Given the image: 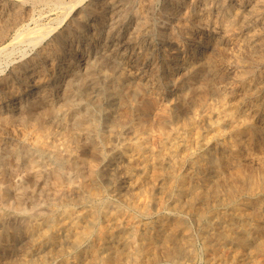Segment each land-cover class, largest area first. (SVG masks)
<instances>
[{"label": "rangeland", "instance_id": "1", "mask_svg": "<svg viewBox=\"0 0 264 264\" xmlns=\"http://www.w3.org/2000/svg\"><path fill=\"white\" fill-rule=\"evenodd\" d=\"M5 1V0H1L0 2ZM28 3V15H26L27 17H24V19L22 20L20 24V26H22V24H27L28 26L33 27L32 25L34 24V26L36 25H43L44 27L46 26V28H52V30L48 33L47 37L43 40L44 44H48L49 42L52 41H56V39H58L59 37H62L63 35L67 36V40L65 38H63V40L60 42L59 46H58V50L60 51L59 53L62 54L61 58L64 56V52L66 51V48L68 47L67 45L70 44V46L72 47L71 49V55H69L67 57V59L69 60L70 58L73 57V55H76L78 52V54L76 56H79V58L76 59V61L74 62V66L76 73L78 76L80 75H84L86 76V82L87 83H91L92 81V77L93 75L98 76V80L95 81V83H93L92 88L90 87L88 92L89 94H84L82 93V90L80 91V89L76 90L75 92L79 91V93L77 92V94H75V100L74 103L75 105H63L60 107V109L58 110L57 116L56 117H47V122L49 123H45V124H40L38 126H32L30 124L27 123H23V122H17L12 120L11 122L9 121V123L15 127V128H22V129H30L31 126L35 127L36 131L38 132H44L47 128L48 134L51 135L49 136L50 139L54 138V139H61L63 137H69L71 136L73 133V136L75 135V141H73V144L76 143H84L85 142V135H83L81 133L80 136V130H79V124H80V116L79 114L76 112V108L78 109H83V111L85 109H90L91 107H93V102L92 100H95L96 102V112L101 120V122L103 123V128L104 130L108 133L110 131H107L108 127L105 126L107 125V122L111 119L114 118V116L116 114L119 115V113H123L125 120L123 121L122 125L124 126H119L120 128H124V130L121 129L120 132H116V133H111L112 136L114 138H112L111 143H108L105 145V151H106V156L103 159H94V162H97V168L99 170V172L96 173H91L90 169V164L89 163H85L83 162L82 156L84 155L85 152H93L98 150V145L93 147V145H91V143L86 144L83 147V153L77 158L75 159L73 162V164H67V162H63L60 160H56L53 159V157L45 152H37V151H32V150H28L27 148L24 149L25 147L21 144V143H17V141L14 140V138H8V137H4L2 135H0V175H2L0 177V218L1 221L6 222L5 224H10L8 225L9 228L8 229V235L7 237L3 236L0 238L1 242L0 243V264H34L35 261H38V258H40L38 256V254H45L47 255L48 258V264H58L59 261V257L60 254L58 253H53L50 248V243L46 240L45 238L39 239L38 241L35 240L34 242L32 240H26V237L23 235V232L17 229V226L19 221L22 220V218L24 219V217H28L30 213H32V210H37L39 209L38 207H40L41 210L47 211L48 206H50L51 204L60 207L62 206L60 203V198H59V192L60 189H63L64 187H66L68 184L72 183H78L79 181H81L82 184V188L81 189V195L84 197L85 195V204H112V205H120V206H124L128 209H130L131 211H134V203L138 202L139 200H147L150 201V206L151 207V213L149 215H141L138 211L135 210V215L136 218H140L141 221H147L148 219V223H149V228L152 232H154V234L159 233L162 228H164V224L163 222L165 220H167V215L170 214L171 212H178L183 218L185 217V221L188 223L189 227H190V236H192L193 241H195L193 243V245L196 248V252L194 253V255L190 256V257H185L186 260H184L185 258L178 256V255H168L165 251L163 252V250L161 249L158 253V258L156 259V261L152 264H211L212 262H214L215 264H264V231H261L260 229L257 228V224L261 223L262 220H264V196L261 197V195H264V191H262L263 189L257 188L255 193H253L252 198H250L248 203L243 204L241 207L245 206L246 208H242V211L244 209L243 212L239 211L240 213H242L241 217H239V220L241 219V221H243L244 223H249V232H250V242L246 245H240L239 243H237L234 240H230V239H225L222 237V235H219L218 230L221 229L222 227H233L232 229L234 231H239V224H231L230 220H228V216L222 215L218 210L223 209V208H219L218 210L215 208H209L208 211L206 212L205 216L202 220H196V216L189 212L186 211V209L184 208H180L177 205L182 202V199H185L186 196H188L189 194V190L190 187L188 185H195V184H200L203 181V178H206V176H210L213 174L212 171V166L215 165L220 158V155H230V165L231 167H233V171L235 170L234 166L238 163H242L244 170L241 171L240 174L236 173V171H234L233 174H237L235 175L236 179H237V183L240 184H244V183H248L249 182V178H252L255 176V178H257L258 180H264V40L263 38H261L264 34V1L257 3V10H254V6L253 4H256L257 0H229V5L230 9H229V13H228V17L232 20V27H233V31L234 33V37L239 41L242 39H247L246 40V45L242 46L238 43H231L228 42L226 39H224L223 37L221 38V36L218 37V51H220V55L223 56L222 54H228V57L230 60H233V63H236L237 66H233L234 70H235V74H233V79L232 77H230V79L228 80V87L226 89H224V94L223 97L225 99H223V97H218V96H211L209 97L210 100L213 102V104L215 105L214 107L216 111H221L220 113V121H218L220 123V125L218 126L217 124L219 123H210V121H208V118L206 116V111H205V107H203L201 104L204 101L203 98V92L202 91H198L196 93V95L191 98V96H184L185 95V83L183 84H178L179 82L174 80V73L178 70H184L185 68H187V66L191 63H199V61L202 60L203 57V52L197 51L195 53L191 52V44H183L181 46H164L162 39L165 38L166 36L170 35V33L172 31L177 32L178 28H177V24L178 23V12L176 11V9H172L171 8V0H151L150 2H147V6L150 7H144L145 12H147V16L149 18V26L147 27L148 30V34L146 35L147 37H145V41L143 40L141 42V46L137 48V52L134 54V56H131V60L124 64L117 62L116 65L111 66V64H106L103 60H100L98 62H95L91 59V61L89 60V57H91L93 55V53L95 54V49H89V51L85 48L88 47L84 44L86 42H89L88 40L91 38H93L95 35L99 34L102 35L105 32V17H103V13H105V8L107 6V4H101L102 0H54V2H52L53 0H47L43 2L40 0H26ZM36 1V2H35ZM40 1V2H39ZM64 1V2H63ZM73 1V2H72ZM163 1V2H162ZM165 1V2H164ZM202 1V2H201ZM204 1V2H203ZM244 1V3H243ZM254 1V3L252 2ZM35 4H32L34 3ZM38 2V3H37ZM49 2V5H48ZM79 2V3H78ZM199 2V3H198ZM44 3L46 5H44ZM58 3V4H57ZM63 4L64 8L61 4ZM75 9H71L70 7L75 4ZM99 3V4H98ZM165 3V4H164ZM189 3V5H188ZM198 3V4H197ZM243 3V4H241ZM262 5H261V4ZM43 6H42V5ZM69 4V5H68ZM152 4V6H151ZM156 4V5H155ZM197 4V5H196ZM202 4V5H201ZM205 0H184L183 5H186V9H189L191 12L193 10V16L192 19H197L199 17H203L201 15V13L203 12V9L205 7ZM79 5V6H78ZM94 5H97L100 9V12L102 11V13H98L97 10L94 9ZM106 5V6H105ZM138 3L133 1L132 2V6L137 7ZM236 5V6H235ZM50 8H49V7ZM52 6V7H51ZM61 6V7H59ZM102 6V7H101ZM160 6V7H159ZM189 6V8H187ZM191 6V7H190ZM241 6V7H240ZM33 7V8H32ZM39 7V8H38ZM162 7V8H161ZM196 9H195V8ZM54 8V9H53ZM70 8V9H69ZM161 8V9H160ZM167 8V9H166ZM171 8V9H170ZM236 8V9H235ZM239 8V9H237ZM246 8V9H245ZM248 8V9H247ZM254 8V9H253ZM50 9V10H49ZM163 9V10H162ZM251 9V10H250ZM263 11H262V10ZM157 10V11H156ZM239 10V11H238ZM199 11V13H198ZM247 11V12H246ZM250 11V12H249ZM33 12V14H31ZM39 12V13H38ZM62 12V14H60ZM70 12V13H69ZM72 12V13H71ZM86 12V13H85ZM149 12V13H148ZM152 12V13H150ZM190 12V13H191ZM197 12V13H196ZM238 12V13H237ZM36 13V14H35ZM41 13V14H40ZM88 13V15L86 16V14ZM168 13V14H167ZM173 13V14H171ZM191 13V14H192ZM234 13V14H233ZM237 15H236V14ZM99 14V15H98ZM155 14V15H154ZM200 14V15H199ZM213 13H211L212 15ZM30 15V16H29ZM32 15L35 16L32 18ZM42 17V19L40 16ZM94 15V17H93ZM152 15V16H151ZM232 15V16H231ZM259 15V16H258ZM63 16V17H61ZM66 16V18H65ZM92 16V17H90ZM234 16V17H233ZM253 16V17H252ZM58 17V18H55ZM60 17V18H59ZM75 17V19H73ZM90 17V18H89ZM160 17V18H159ZM27 18V19H26ZM35 18V19H34ZM68 18V19H67ZM77 18V19H76ZM156 18V19H155ZM163 18V19H161ZM177 18V19H176ZM245 18V19H243ZM252 18V19H251ZM53 19V20H52ZM57 19V20H56ZM64 19L63 21H60ZM71 19V20H70ZM73 19V20H72ZM154 19V20H153ZM234 19V20H233ZM30 20V22H29ZM36 20V21H35ZM52 20V21H51ZM59 20V21H58ZM77 20V22H76ZM87 20V21H86ZM94 20V21H92ZM253 20V21H252ZM262 20V21H261ZM32 21V22H31ZM39 21V22H38ZM65 21V22H64ZM86 21V22H85ZM98 23H97V22ZM100 21V22H99ZM30 24H29V23ZM43 22V23H42ZM49 22V23H48ZM52 22V23H51ZM72 22V23H71ZM92 22V23H91ZM240 22V23H239ZM40 23V24H39ZM61 23V24H60ZM68 23V24H67ZM96 23V25H95ZM165 23V24H164ZM171 23V24H170ZM262 23V24H261ZM45 24V25H44ZM51 24V25H50ZM58 24V26L56 25ZM86 24V25H85ZM163 24V25H161ZM167 24V25H166ZM175 24V25H174ZM239 24V25H238ZM241 24V25H240ZM54 25V26H53ZM67 25L68 28H67ZM72 25V26H71ZM165 25V26H164ZM261 25V26H259ZM74 26V27H73ZM88 26V27H87ZM100 26V27H99ZM162 26V28H161ZM170 26V27H169ZM236 26V27H235ZM56 27V29H55ZM76 27V28H75ZM153 29H152V28ZM156 27V28H155ZM235 27V28H234ZM239 27V29H237ZM242 27V28H241ZM87 28V29H86ZM94 28V29H93ZM96 28V29H95ZM170 28V29H169ZM241 28V30H240ZM252 28V29H251ZM260 28V29H259ZM164 29V30H163ZM176 29V30H175ZM237 29V30H236ZM254 29V30H253ZM257 29V30H256ZM157 30V31H156ZM160 30V31H159ZM240 30V31H239ZM8 31V29H7ZM154 31V32H153ZM170 31V33H169ZM256 31V32H254ZM55 32V33H54ZM70 32V33H69ZM248 32V34H247ZM14 33V29H10L9 28V32L8 34ZM78 33V34H77ZM81 33V34H80ZM84 33V34H83ZM97 33V34H96ZM161 33V34H160ZM188 33V32H187ZM182 33L183 36L188 35V38H191L193 36V33ZM237 33V34H236ZM250 34V35H249ZM253 34V35H252ZM256 34V36L254 35ZM12 35L10 34L9 36V40L12 39ZM51 35V36H50ZM89 35V36H88ZM53 36V37H52ZM74 36V37H73ZM165 36V37H164ZM244 36V37H243ZM52 37V38H51ZM89 37V38H88ZM151 37L153 40H151ZM161 37V38H160ZM246 37V38H245ZM84 38V39H83ZM251 38V39H250ZM49 39V40H48ZM52 39V41H51ZM72 39V40H71ZM86 39V40H85ZM150 39V40H149ZM262 39V40H261ZM74 40V41H73ZM160 40V41H159ZM221 40V41H220ZM252 40V41H251ZM255 40L257 41L255 43ZM65 41V42H64ZM84 41V42H83ZM150 41V42H149ZM259 41V42H258ZM21 42V43H20ZM17 41L13 42L11 44V41H7V50L2 52V54H0V74L4 73L5 71H8L10 64L13 63L15 61V59L17 60V58L19 57V55L22 53V51H26L28 54L34 53L37 51V49L39 48V44L35 45L33 47L32 44L28 45V41ZM46 42V43H45ZM67 42V43H66ZM223 42V43H222ZM144 43V44H142ZM156 43V44H154ZM228 43V44H227ZM237 43V45H235ZM14 44V45H13ZM62 44V45H61ZM64 44H66L64 46ZM163 44V45H162ZM188 44V45H187ZM223 44V45H222ZM227 44V45H226ZM253 44V45H252ZM10 45V46H9ZM160 45V46H159ZM13 46V47H12ZM147 46V47H146ZM156 46V48H155ZM190 46V48H189ZM231 46V47H230ZM238 46V47H236ZM259 48H258V47ZM12 47V48H11ZM26 47V48H25ZM60 47V48H59ZM94 47V46H93ZM153 47V48H152ZM167 47V48H165ZM234 47V48H233ZM236 47V48H235ZM245 47V48H244ZM262 47V48H260ZM77 48V49H76ZM143 48V49H142ZM162 48V49H161ZM170 48V49H169ZM175 48V49H173ZM226 48V49H225ZM228 48V49H227ZM233 48V49H232ZM241 48V50H240ZM244 48V50H243ZM252 48V49H251ZM147 49V50H146ZM152 51H151V50ZM179 49V50H178ZM181 49V50H180ZM222 49V50H221ZM255 49V50H254ZM262 49V50H261ZM16 50V51H13ZM73 50V51H72ZM121 52L126 55V53H124V51L126 52V50H128L127 48H125L124 46L120 49ZM172 50L174 52H172ZM183 50V51H182ZM186 50V51H184ZM225 50V51H223ZM246 50V51H245ZM249 52H248V51ZM12 51V52H11ZM33 51V52H32ZM102 51V48H98L97 52L98 54H100V52ZM145 51V52H144ZM189 51V52H188ZM223 51V52H222ZM228 51V52H227ZM230 51V52H229ZM250 51L252 53H250ZM7 52V53H6ZM82 52V53H81ZM167 52V53H166ZM170 52V53H169ZM182 52V53H181ZM225 52V53H224ZM18 53V54H16ZM20 53V54H19ZM73 53V54H72ZM75 53V54H74ZM144 53V54H143ZM152 53V54H151ZM163 53V54H162ZM169 53V54H168ZM192 53V54H191ZM85 54V55H84ZM161 54V55H160ZM181 54V55H180ZM183 54V55H182ZM231 54L233 56H231ZM245 54V55H244ZM247 54V55H246ZM261 56H260V55ZM16 55V56H15ZM89 55V56H88ZM177 55V56H176ZM4 56V57H3ZM10 56V57H9ZM82 56V57H81ZM88 56V57H87ZM159 56V59L156 58ZM170 56V57H169ZM174 56V57H173ZM186 56V57H185ZM193 56V57H192ZM200 56V57H198ZM242 56V57H241ZM249 56V57H248ZM83 57H85L83 59ZM144 57V58H143ZM88 58V59H87ZM152 58V59H151ZM179 58V59H178ZM196 58V59H195ZM199 58V59H198ZM234 58V59H233ZM237 58V59H236ZM119 58H117L118 60ZM174 59V60H173ZM190 59V60H189ZM135 60V62H133ZM145 60V61H144ZM238 60V61H237ZM5 61H7L8 63H6ZM10 61V62H9ZM13 61V62H12ZM89 61V62H88ZM143 61V62H142ZM188 61V62H187ZM190 61V62H189ZM3 62V63H2ZM83 62L84 65L88 62V64L85 66V68H83ZM102 62V63H101ZM158 62V63H157ZM170 62V64H169ZM197 62V63H196ZM259 62V63H258ZM261 62V63H260ZM99 63V64H98ZM152 63V64H151ZM167 63V64H166ZM173 63V64H172ZM134 64V65H133ZM176 64V65H175ZM179 64V66H178ZM253 64V65H252ZM257 64V65H256ZM2 65V66H1ZM81 67H80V66ZM97 65V67H96ZM158 65V66H157ZM168 67H167V66ZM79 66V67H78ZM121 66V67H120ZM146 66V67H145ZM166 66V67H165ZM178 66V67H177ZM263 66V67H262ZM5 67V68H4ZM91 67V69H90ZM133 67V68H132ZM2 68H4V70H1ZM57 68V69H56ZM55 68V72H54V76L55 80L50 82V79H48V87L50 89V91L52 93H50L49 95V100L51 102H59L62 101V99H64V95L62 94V86L63 84L60 83V77H65L66 75L69 74L70 72V68L68 67L66 69V67H59L57 66ZM61 68V69H60ZM63 68V69H62ZM124 68V69H123ZM127 68V69H126ZM246 68H249V70H246ZM262 68V69H261ZM90 69V70H89ZM132 69V70H131ZM260 69V71H259ZM63 70V71H62ZM111 70V71H110ZM133 71L130 75L129 72ZM59 71V72H58ZM122 71V72H121ZM146 71V72H145ZM67 72V73H66ZM92 72V73H91ZM108 72V73H107ZM110 72V73H109ZM135 72L137 73V75L135 74ZM170 72V73H169ZM237 72V73H236ZM241 72V73H240ZM149 73V74H148ZM64 74V75H63ZM135 74V75H134ZM167 74V75H166ZM251 74V75H250ZM245 76L246 79L243 82L241 80L240 76ZM255 75L257 77H255ZM134 78H131L133 77ZM136 76V77H135ZM172 76V78H171ZM251 76V77H250ZM89 77V78H88ZM112 77V78H111ZM129 77V78H128ZM238 79H237V78ZM261 77V78H260ZM142 78V79H141ZM144 78V79H143ZM256 78V79H255ZM261 81H260V79ZM136 79V80H135ZM165 79V80H164ZM167 79V80H166ZM172 79V80H171ZM232 79V80H231ZM112 80V81H111ZM237 80V81H235ZM151 81V82H150ZM154 81V82H153ZM163 81V82H162ZM174 81V82H172ZM231 81V83H230ZM251 81V82H250ZM147 82V84L145 83ZM165 82V83H164ZM167 82V83H166ZM177 82V83H176ZM242 82V83H240ZM248 82V83H247ZM53 83V84H51ZM150 83V84H149ZM153 83V84H152ZM164 83V84H163ZM176 83V84H175ZM238 83V84H237ZM247 83V84H246ZM263 83V84H262ZM57 84V85H56ZM146 84V86L144 85ZM175 84V85H174ZM178 84V85H177ZM232 84V85H231ZM260 84V85H259ZM54 85V86H53ZM129 85V86H128ZM230 85V86H229ZM249 85V86H248ZM251 85V86H250ZM58 86V87H57ZM61 86V87H60ZM112 86V87H111ZM119 86H121L119 88ZM133 86V87H132ZM135 86V87H134ZM151 88H150V87ZM173 86V88H172ZM180 86V87H179ZM234 86V87H233ZM260 86V87H259ZM132 87V88H130ZM167 87V88H166ZM182 87V88H181ZM263 87V88H262ZM55 88V89H54ZM59 90H58V89ZM114 88V89H113ZM155 88V89H154ZM184 88V89H183ZM229 88V89H228ZM232 88V89H231ZM255 88V89H254ZM57 89V90H56ZM151 89V90H150ZM168 89V90H167ZM183 89V90H182ZM249 89V90H248ZM257 89V90H256ZM106 90L109 91H118V94L116 96L114 95H107L108 93H106ZM121 92H120V91ZM144 90V91H143ZM162 90V91H161ZM165 90V91H164ZM234 90V91H233ZM244 90V91H242ZM263 90V91H262ZM59 91V94H56V92ZM61 91V92H60ZM146 91V92H145ZM149 91V92H148ZM161 91V92H160ZM182 91V92H180ZM226 91V92H225ZM228 91V94H227ZM232 91V92H230ZM248 93L246 94L245 93ZM251 91V92H250ZM254 91H256L254 93ZM145 92V93H144ZM156 92V93H155ZM159 94H158V93ZM253 94H250L252 93ZM260 92V93H259ZM155 93V94H154ZM226 93V94H225ZM241 93V94H240ZM244 93V94H243ZM262 93V94H261ZM53 94V95H52ZM56 94V95H55ZM142 94V95H141ZM150 94H154L155 97H157L159 99V101H161L162 103H167L170 105L171 110L172 111V116L168 119L167 125L164 128H155L154 132L156 134V137L153 140H144L143 142L146 143L145 146L143 145L144 143L142 142L141 147H137L133 144H131V136L132 133L127 130L128 127L136 120L140 119L143 117V115H141V110L137 109V107L133 106V103H135V105L139 106V103L142 105H146L148 100H149V96ZM157 94V95H156ZM178 94V95H177ZM181 94V95H179ZM184 94V95H183ZM232 94V95H231ZM236 94V95H235ZM246 94V95H245ZM55 95V96H54ZM177 96L175 98V96ZM239 95V96H238ZM245 95V96H244ZM81 98H80V97ZM84 99H83V97ZM89 96V97H88ZM141 96V97H140ZM172 96V97H170ZM228 96V97H227ZM230 96V98H229ZM232 96V97H231ZM247 96V97H246ZM259 96V97H258ZM52 97V98H51ZM55 97V98H54ZM57 97V98H56ZM185 97V98H184ZM189 97V98H188ZM256 97V98H255ZM111 98V99H110ZM116 98V99H115ZM161 98V99H160ZM167 98H169L168 100H166ZM172 98V99H171ZM197 98V99H196ZM199 98V99H198ZM208 98V99H209ZM243 98V99H241ZM104 99V100H103ZM140 99V102H139ZM165 99V100H164ZM171 99V100H170ZM223 99V100H222ZM263 99V100H262ZM57 100V101H56ZM84 102H83V101ZM107 100V101H106ZM128 100V101H127ZM191 100V101H190ZM198 100V101H196ZM225 100V101H224ZM240 102V103H237ZM88 101V102H87ZM121 101V102H120ZM171 101V102H170ZM182 101V102H181ZM216 101V102H215ZM219 101V103H217ZM221 101V102H220ZM223 101V102H222ZM227 101V102H226ZM247 101V102H246ZM254 101V102H253ZM87 102V103H86ZM109 102V103H108ZM185 102V103H183ZM195 102V103H194ZM233 102V103H232ZM256 102V103H255ZM260 102V103H259ZM262 102V103H261ZM126 103V104H125ZM188 103V104H187ZM191 103V104H190ZM194 103V104H192ZM199 103V105H198ZM225 103V104H224ZM237 103V104H236ZM90 104V105H89ZM103 104V105H102ZM217 104L220 106H217ZM229 104V105H228ZM236 104V105H235ZM256 104V106H255ZM182 105V106H181ZM191 105V106H190ZM200 107L197 108L198 110H193L192 108H194V106ZM227 107H226V106ZM251 105V106H250ZM262 105V107H261ZM71 106V107H70ZM77 106V107H76ZM109 106V107H108ZM125 106V107H124ZM188 106V107H187ZM193 106V107H192ZM231 106L233 109H231ZM254 106V107H253ZM63 107V108H62ZM102 107V108H101ZM174 107V108H173ZM202 107V108H201ZM230 107V109H228ZM249 107V109H247ZM70 108V109H69ZM116 108V109H115ZM136 108V109H135ZM178 108V109H177ZM181 108V109H180ZM227 108V109H225ZM240 108V109H239ZM257 108V109H256ZM62 109V110H61ZM93 110V108H91ZM111 109V110H109ZM177 109V110H176ZM202 109V111H201ZM118 110V111H117ZM130 110V112H129ZM224 110L223 114L222 111ZM227 110V111H226ZM2 111V112H1ZM62 111V112H61ZM102 111V112H101ZM116 114H115V112ZM180 111V112H179ZM184 111V113H182ZM228 113H226V112ZM229 111V112H228ZM100 112V114H99ZM108 112V113H107ZM126 112V113H125ZM129 112V114L127 113ZM178 112V113H176ZM195 112V113H194ZM198 112V113H197ZM7 112L5 109L0 108V115H5ZM77 113V115H76ZM111 113V115H110ZM232 114L230 116V114ZM59 114V115H58ZM103 114V115H102ZM115 114V115H114ZM197 114V115H196ZM252 116H251V115ZM255 116H254V115ZM263 114V115H262ZM117 115V116H118ZM141 115V116H140ZM175 115V116H174ZM204 115V116H203ZM217 115V113H215V116ZM228 117H227V116ZM105 116V118H104ZM224 118H223V117ZM65 117V118H64ZM134 119H132V118ZM178 117L180 120H178ZM185 117V118H184ZM190 119H189V118ZM205 117V118H204ZM214 117V115H213ZM250 117V118H249ZM252 117V119H251ZM51 118V119H50ZM204 121H203V119ZM243 118V119H242ZM256 118V119H255ZM55 119V120H54ZM59 119V120H58ZM127 119V120H126ZM188 119V120H187ZM207 119V120H206ZM216 119V117L214 118ZM247 119V120H246ZM261 119V120H260ZM57 120V122H56ZM63 122H62V121ZM133 122H132V121ZM229 122H228V121ZM240 120V121H238ZM255 120V121H254ZM52 121V122H51ZM59 121L61 123V125L59 124ZM66 121V123L64 122ZM70 121V122H69ZM73 121V122H72ZM127 121V122H126ZM172 121V123H171ZM179 122V126L176 122ZM188 121V123H187ZM245 121V122H242ZM254 121V122H253ZM261 121V122H260ZM54 122V123H53ZM129 122V123H128ZM144 122V121H142ZM170 122V123H169ZM191 122V124H190ZM200 122V123H199ZM234 122H236V126L233 124ZM239 122V123H238ZM126 123H128L129 125H127ZM147 123V121L145 122ZM245 123H250L252 124V126L250 127L251 130L247 131V132H243L239 129L240 126H242ZM258 125H257V124ZM48 124V125H47ZM69 124V125H68ZM175 127H173L172 125ZM177 124V125H176ZM229 124V125H228ZM233 124V125H232ZM260 124V125H259ZM20 125V126H19ZM23 125V126H21ZM26 125V126H25ZM44 125H46L44 127ZM51 125V126H50ZM55 125L56 128L55 129ZM127 125V126H126ZM180 125H183L180 127ZM17 126V127H16ZM29 126V127H28ZM69 128V129H67ZM176 126H178L179 128H177ZM186 131H185V128ZM218 126V127H217ZM38 127V128H37ZM45 130H43L44 128ZM107 127V128H106ZM171 127V128H170ZM193 127V128H192ZM196 127V128H195ZM211 127V129H210ZM232 127V128H230ZM260 127V128H259ZM40 128V129H39ZM60 128V129H59ZM62 128V130H61ZM66 128V131H64V129ZM106 128V129H105ZM184 128V129H183ZM195 128V129H194ZM198 128V129H197ZM225 128V129H224ZM228 128V129H227ZM55 129V130H53ZM148 129V128H147ZM146 129V127L144 126V128L142 129V134L147 135L149 132H151L153 129L149 128V131ZM171 129V130H169ZM178 129V130H177ZM197 129V130H196ZM224 129V130H223ZM69 130V131H68ZM78 130V131H76ZM156 130V131H155ZM158 130V131H157ZM195 130V133H193V131ZM219 130V131H218ZM52 131V132H51ZM58 131H62V133L58 132ZM74 131V132H73ZM125 131V132H124ZM130 133H129V132ZM170 131V132H169ZM175 131V132H174ZM177 131V132H176ZM212 131V132H211ZM218 131V132H217ZM51 132V133H50ZM123 132V133H122ZM186 132V133H185ZM189 132V133H187ZM217 132V133H214ZM222 132V134H221ZM58 133V134H56ZM69 133V134H68ZM76 133V134H75ZM161 133V134H160ZM163 133V135H162ZM166 135H165V134ZM168 133L170 136H168ZM193 133V134H192ZM203 133V134H202ZM61 134V136H59ZM66 134V135H64ZM110 134V133H108ZM117 134V135H116ZM130 134V135H128ZM173 134V135H172ZM176 134V135H175ZM182 134V135H181ZM207 134L209 136H207ZM216 134V135H215ZM220 134V135H219ZM231 134V135H230ZM233 134V135H232ZM235 134V135H234ZM57 135L59 136L58 138ZM64 135V136H63ZM68 135V136H67ZM115 135V136H114ZM126 138H125V136ZM128 135V137H127ZM184 135V136H183ZM195 135V136H194ZM207 137H205V136ZM218 135V136H217ZM258 135V136H257ZM63 136V137H62ZM78 136V137H77ZM130 136V137H129ZM159 136V137H158ZM165 136V137H164ZM167 136V138H166ZM174 136V137H173ZM181 138H180V137ZM189 136V137H188ZM238 136H240L239 138H237ZM242 136V137H241ZM3 137V138H2ZM81 139H80V138ZM117 137V138H116ZM119 137V138H118ZM158 137V138H157ZM200 137V139H198ZM262 137V138H261ZM84 138V139H83ZM129 138V139H128ZM165 138V139H163ZM174 138V139H173ZM181 139V142L180 139ZM186 138V139H185ZM188 138V139H187ZM196 140H192V139ZM196 138V139H195ZM206 138V139H205ZM211 138V139H210ZM221 138V139H220ZM243 138V139H241ZM205 139V140H204ZM5 140H7V142H5ZM13 140V142H12ZM78 140L80 142H78ZM83 140V141H82ZM158 140L160 142H158ZM162 140V141H161ZM227 140V141H226ZM15 141V143H14ZM115 141V142H114ZM121 141L122 144H121ZM129 141V142H128ZM165 141V142H164ZM174 141V143H173ZM178 141V142H177ZM186 141V145L184 144V142ZM191 141V142H190ZM203 143H202V142ZM214 141V142H213ZM249 141V142H248ZM10 142V143H9ZM120 142V143H119ZM127 145H126V143ZM151 142V143H150ZM168 142V143H167ZM183 142V143H182ZM198 142V143H197ZM223 142V143H221ZM257 142V144H256ZM14 143L15 146H13L12 144ZM80 143V144H81ZM150 143V145H154L152 147L148 146ZM158 145H155L157 144ZM160 143V144H159ZM166 143V144H165ZM173 143V144H171ZM196 143V144H195ZM211 143V144H210ZM218 143V144H217ZM233 143V144H232ZM256 145H255V144ZM18 144V145H17ZM22 146H21V145ZM189 144V146L187 145ZM199 144V146H198ZM215 144V145H213ZM241 144V145H240ZM6 145V146H5ZM9 145V146H8ZM91 145V146H90ZM130 145V146H129ZM160 145V146H159ZM177 145V146H176ZM197 146L194 148V146ZM21 146V147H20ZM90 146V147H89ZM122 146H125L124 148ZM130 148H129V147ZM215 146V147H214ZM230 146V147H229ZM240 146V147H239ZM245 146V149H244ZM5 147V149L3 148ZM8 147V148H7ZM14 147V148H13ZM24 147V148H22ZM127 147V148H126ZM171 147V149H170ZM176 147V148H175ZM7 148V149H6ZM11 148V149H9ZM16 148V149H15ZM23 150H21V149ZM85 148V149H84ZM92 148V149H91ZM109 148V149H108ZM126 148V149H125ZM132 148V149H131ZM139 150H138V149ZM222 148V149H220ZM9 149V150H8ZM19 149V150H18ZM113 150V152L111 150ZM141 149V150H140ZM157 149V150H156ZM161 151H160V150ZM166 151H164V150ZM170 149V150H169ZM191 149V150H190ZM229 149V150H228ZM258 149V150H257ZM6 150V151H4ZM91 150V151H90ZM109 150V151H108ZM136 150H138L136 152ZM151 150V151H150ZM184 150V151H183ZM202 150V151H200ZM208 150V151H207ZM219 152V155L215 152L217 151ZM2 151V152H1ZM131 153H130V152ZM149 151V152H148ZM155 151H159L158 153ZM168 151V152H167ZM170 151V153H169ZM230 151V152H229ZM250 151V152H248ZM252 151V152H251ZM260 151V152H259ZM17 152V153H16ZM98 151H96L97 154ZM125 152V153H124ZM135 152V153H134ZM154 153L155 156H157L156 163L158 165V167H162L160 169V171H162L160 173H155L153 175V164L150 162L149 164L151 165H141L142 163L144 164L145 161L143 159V155L144 154H149V153ZM163 152V153H161ZM182 155H181V153ZM211 152V153H210ZM22 153V154H21ZM123 153V154H122ZM161 153V154H159ZM186 153V154H185ZM193 155H192V154ZM221 153V154H220ZM234 153V154H232ZM108 154V155H107ZM113 154V155H112ZM138 156L139 158L137 159H130V156ZM142 154V155H141ZM157 154V155H156ZM166 155L164 157V155ZM174 154V155H173ZM185 154V155H184ZM17 155V156H16ZM37 155V157H35ZM39 155V156H38ZM42 155V156H41ZM50 155V156H49ZM112 155V156H111ZM174 156V160H173V156ZM187 155V156H186ZM194 155L195 157H197L199 160L198 162H195L194 159ZM256 155V156H255ZM260 155V156H259ZM17 158H16V157ZM108 156V157H107ZM109 156L111 158H109ZM135 156V157H136ZM163 156V157H161ZM179 158H178V157ZM213 156V157H212ZM9 157V158H8ZM30 157H33L34 159H29ZM46 157V158H45ZM160 157V158H158ZM184 157V158H183ZM193 157V158H192ZM263 157V158H262ZM20 158V159H19ZM41 160H40V159ZM45 158V160H44ZM49 160H48V159ZM117 158V159H116ZM129 158V159H128ZM142 158V159H141ZM164 158V159H162ZM202 158V159H200ZM204 158V159H203ZM6 159V160H5ZM8 159V160H7ZM12 159V160H11ZM17 159V160H16ZM25 161H24V160ZM37 159V160H36ZM80 161L79 163V160ZM116 159V160H115ZM122 159V160H121ZM139 159V160H138ZM171 159V160H170ZM182 161L180 162L179 161ZM182 159V160H181ZM214 159V160H213ZM236 159V160H235ZM3 160V161H1ZM16 160V161H15ZM33 160V161H32ZM36 160V161H35ZM43 160V161H42ZM52 160V161H51ZM56 162H55V161ZM112 160V161H111ZM115 160V161H114ZM160 160L163 162H160ZM177 160V161H176ZM209 160V161H208ZM211 160V161H210ZM248 160V161H247ZM8 161V162H7ZM55 163H54V162ZM105 161V163H104ZM118 161V162H116ZM179 161V162H178ZM192 161V162H191ZM202 161V162H201ZM245 161V163H244ZM261 161V162H260ZM11 162V164L9 163ZM19 162V163H18ZM26 162H32V164L30 163L29 165ZM38 162V163H37ZM45 162L47 165H45ZM49 164H48V163ZM51 162V164H50ZM60 162V163H59ZM100 162V164H98ZM175 162V163H174ZM190 162V163H189ZM206 162V163H205ZM208 162V163H207ZM210 162V163H209ZM255 162V163H254ZM16 165H15V164ZM18 163V164H17ZM44 165H43V164ZM59 163V164H58ZM62 163V164H61ZM65 163V164H63ZM111 163V164H110ZM127 163V164H126ZM159 163H162L159 165ZM170 165H168V164ZM180 163V164H179ZM198 163V165L196 164ZM215 163V164H214ZM6 164V165H4ZM12 164H14L12 166ZM41 164V165H40ZM79 164V165H78ZM86 164V165H84ZM117 166H116V165ZM120 164V165H119ZM125 166H124V165ZM132 164H136L134 167L132 166ZM179 164V165H177ZM183 164V167L182 165ZM2 165V166H1ZM4 165V166H3ZM10 165V166H9ZM21 165V166H20ZM27 165V166H26ZM36 165V166H35ZM55 165H57L58 167H56ZM65 165V166H64ZM75 165V166H74ZM77 165V166H76ZM84 165V167H83ZM108 165V166H107ZM131 165V166H130ZM139 165V166H138ZM177 165V167H176ZM181 165V166H180ZM186 165V166H185ZM234 165V166H233ZM44 166V167H42ZM49 166V167H48ZM53 166V168L51 167ZM62 166V167H61ZM64 166V167H63ZM70 166V168L68 167ZM174 166V167H173ZM200 166V167H199ZM249 166V167H248ZM10 169H9V168ZM29 167V168H28ZM37 167V169H36ZM40 167V168H39ZM61 167V168H60ZM75 167V169H74ZM82 167L81 169H83V171H81L79 168ZM88 167V168H87ZM114 167V168H113ZM126 167V168H125ZM138 167V168H137ZM140 167V168H139ZM143 167V168H142ZM166 167V168H165ZM168 167V168H167ZM172 167V169H170ZM180 167V168H179ZM182 167V168H181ZM190 167V169H189ZM193 167V168H191ZM198 167V168H197ZM210 167V168H209ZM12 168V169H11ZM23 168V169H21ZM51 168V169H50ZM55 168V169H54ZM66 168V169H65ZM69 168V169H68ZM131 171H130V169ZM175 168V169H174ZM180 169V171L177 170ZM2 169V170H1ZM53 169V170H52ZM60 169V170H59ZM79 169V170H76ZM152 169V170H151ZM188 169V170H187ZM17 170V171H16ZM28 170V171H26ZM37 170V171H34ZM58 170V171H56ZM65 170V171H63ZM67 170V171H66ZM84 170L86 174L88 172V174L90 173V175L84 174ZM90 170V171H89ZM102 170V171H101ZM121 170V171H120ZM155 170V169H154ZM175 170V171H174ZM190 170V171H189ZM3 171V172H2ZM7 174H6V172ZM10 171V172H9ZM12 171V172H11ZM16 174H14V172ZM24 171V172H23ZM35 173L36 176L34 177H30L28 174L30 173ZM41 171H43V174L41 173ZM54 173H53V172ZM72 173H69L71 172ZM128 171V172H127ZM147 171V172H146ZM166 171L169 173H166ZM172 171V173H171ZM184 171V172H183ZM201 171V172H200ZM61 175H58L59 173ZM81 172V173H80ZM123 172V173H122ZM138 172V173H137ZM141 174H140V173ZM197 172V173H195ZM205 174H204V173ZM210 172V173H209ZM5 173V174H3ZM10 173L13 175L9 176ZM23 173V174H22ZM41 173V174H40ZM117 173L121 174L118 175ZM126 173V174H125ZM137 175H136V174ZM164 173V176H163ZM189 173V174H187ZM191 173V174H190ZM199 173V174H198ZM81 176H80V175ZM104 174V176H103ZM116 174L118 176H116ZM132 176H131V175ZM181 174V175H179ZM187 174V175H186ZM196 174V175H195ZM3 175H7L3 177ZM16 177H15V176ZM20 175V176H18ZM25 177H24V176ZM41 177H40V176ZM43 175V176H42ZM45 175V176H44ZM76 175V176H75ZM79 175V177H78ZM101 175V176H100ZM127 175V176H125ZM146 175V177H144ZM153 175V176H152ZM170 175V176H169ZM177 175V176H176ZM194 175V176H193ZM198 175V176H197ZM203 175V176H202ZM258 175V176H257ZM49 178H48V177ZM51 176H53L51 178ZM67 176V178L65 177ZM69 176V178H68ZM71 176V177H70ZM85 177V178H82ZM103 176V178H102ZM115 176V177H113ZM148 176V177H147ZM167 176V177H166ZM172 176V177H171ZM177 178H176V177ZM180 178H179V177ZM190 176V177H189ZM193 178H192V177ZM28 177V178H27ZM37 177V178H36ZM39 177V178H38ZM44 177V178H43ZM61 177V179H60ZM64 177V178H63ZM74 177V178H73ZM76 177V178H75ZM101 179H100V178ZM107 177V178H106ZM112 177V178H111ZM119 179H118V178ZM163 177V178H162ZM186 177V178H185ZM27 178V180H26ZM48 180H47V179ZM50 178L52 180H50ZM77 178L79 180H77ZM123 178V179H122ZM131 178V179H130ZM139 178V180H138ZM150 178V179H149ZM166 178V179H165ZM196 178V180L194 179ZM4 181H3V180ZM13 179V180H12ZM18 179H20L18 181ZM25 179V180H24ZM31 179L33 181H31ZM36 179V181H35ZM38 179V181H37ZM40 179V180H39ZM42 179V180H41ZM46 179V183H43ZM56 179V180H55ZM117 179V180H116ZM127 179V180H126ZM141 179V180H140ZM148 179V180H147ZM170 179V180H169ZM179 179V180H178ZM188 179V180H187ZM194 179V180H193ZM201 179V180H200ZM7 180V181H6ZM53 180L54 183H53ZM66 180V182H65ZM76 180V182H75ZM113 180V181H112ZM153 180V181H152ZM177 180V181H176ZM189 183L187 185V182ZM31 181V184L30 182ZM51 183H50V182ZM63 181V182H62ZM70 181V182H69ZM78 181V182H77ZM92 181V183H91ZM107 181V182H105ZM145 182V184L142 183ZM148 181V182H147ZM164 181V182H163ZM167 181V182H166ZM172 181V182H171ZM175 181V182H174ZM185 181V182H183ZM196 181V182H195ZM4 182V183H3ZM20 182V185H19ZM59 184H57V183ZM87 182V183H86ZM147 182V184H146ZM151 182V183H150ZM169 182V184H168ZM193 182V183H192ZM227 182H231L230 181H225L223 182L221 180V184H224L223 188H225L227 185H230V183ZM8 183V184H7ZM23 183V184H22ZM30 186V187H28ZM37 183V184H36ZM62 183V184H61ZM68 183V184H67ZM85 183V184H84ZM109 185H108V184ZM114 183V184H113ZM133 183V186H132ZM142 183V184H140ZM153 183V184H152ZM165 183V184H164ZM179 183V184H176ZM183 183V184H182ZM227 183V185H226ZM13 186H12V185ZM34 184V185H32ZM41 184H43V187L40 186ZM47 184V185H46ZM53 184V185H52ZM57 184V185H56ZM116 184V185H115ZM121 184V185H118ZM136 186H135V185ZM138 184H140L141 186H139ZM157 184V185H156ZM161 184V185H160ZM163 184V185H162ZM175 184V185H173ZM182 184L180 187L179 185ZM185 184V185H184ZM11 185V186H10ZM18 185V186H17ZM51 185V187L49 186ZM60 185V186H59ZM64 185V187H63ZM95 185V186H94ZM105 185V186H104ZM119 187H118V186ZM129 185V186H128ZM143 185V186H142ZM160 185V186H159ZM165 185V186H164ZM7 186H9L8 189L6 188ZM45 186V187H44ZM47 186V187H46ZM56 186V187H55ZM59 186V187H57ZM87 186V187H86ZM121 186V187H120ZM139 186V187H138ZM150 186V187H149ZM176 186V187H175ZM19 187V188H18ZM23 189H22V188ZM33 187V188H32ZM40 187V188H39ZM90 187V188H88ZM128 187H131L128 188ZM134 187V188H133ZM139 191H138V188ZM144 187H148L147 189H144ZM164 187V188H162ZM176 189H175V188ZM183 187V188H182ZM7 190H6V189ZM32 188V189H31ZM142 188V189H141ZM151 188V189H149ZM2 189V190H1ZM6 191H5V190ZM16 189V190H15ZM49 189V190H48ZM54 189V190H53ZM101 189V190H100ZM127 192H126V190ZM135 189H137L135 191ZM181 189V190H180ZM186 189V191H185ZM10 190V191H9ZM39 190V191H38ZM42 190V192L40 191ZM57 190V191H56ZM150 190V191H149ZM154 190V192H153ZM166 190V191H165ZM224 190V189H223ZM222 190V191H223ZM26 193H25V192ZM34 191V193H33ZM36 191V192H35ZM56 191V192H55ZM59 191V192H58ZM99 191V193H98ZM100 191H102L100 193ZM109 191V192H108ZM113 191V192H112ZM130 191L131 195L128 194ZM170 191V192H169ZM23 192V193H22ZM44 192H48L46 193L47 196ZM90 192H92L93 194H91ZM94 192L96 193V197L94 196ZM133 192V193H132ZM136 195H135V193ZM159 192V193H158ZM171 192H173V194H170ZM175 192V193H174ZM185 192V193H184ZM15 193V194H14ZM56 193H58V196L56 195ZM84 193V194H82ZM142 193V194H141ZM164 193V194H163ZM11 194V195H10ZM20 194V195H19ZM31 194V195H30ZM45 194V195H44ZM55 194V197L53 196ZM99 194V195H98ZM103 194V195H102ZM106 194V195H105ZM123 194V195H122ZM139 194V195H138ZM157 194V195H156ZM163 194V195H161ZM167 194V195H166ZM175 194V195H174ZM255 194V195H254ZM14 195V196H12ZM23 195V196H22ZM26 195V196H25ZM40 195V198L37 197ZM42 195V196H41ZM87 195V196H86ZM91 195V196H90ZM119 195V196H118ZM122 195V196H121ZM126 195V196H125ZM130 195V196H129ZM156 195V196H155ZM35 196V197H34ZM47 196V197H46ZM73 198L75 196L76 198V193L72 194ZM89 196V197H88ZM106 198H105V197ZM129 196V197H128ZM171 196V197H170ZM174 196V197H172ZM176 196V197H175ZM5 197V198H4ZM34 197V198H32ZM44 197V198H43ZM59 199H58V198ZM100 197V198H99ZM123 197V198H122ZM164 197V198H163ZM169 199H168V198ZM261 197V198H260ZM26 198V199H25ZM43 198V199H41ZM48 198V200H47ZM50 198V199H49ZM54 200H53V199ZM89 199V200H86ZM153 198V199H152ZM166 198V199H165ZM180 198V200H179ZM24 199V200H23ZM32 199V200H31ZM41 201V202H37L34 200ZM52 199V201H51ZM105 201H104V200ZM111 199V200H110ZM139 199V200H138ZM7 200V201H6ZM11 200V202H9ZM22 200V201H21ZM30 200V201H29ZM44 200V201H43ZM46 200V201H45ZM56 200V201H55ZM58 200V202H57ZM95 200V201H94ZM97 200V201H96ZM108 200V202H107ZM119 200V201H117ZM123 200V202H122ZM134 200V201H133ZM153 200V201H152ZM167 200V202H166ZM170 200V201H169ZM177 200V201H175ZM252 200V201H251ZM5 201V202H4ZM48 201V202H47ZM94 201V202H93ZM102 201V202H101ZM131 201V202H130ZM159 201V202H158ZM161 201V202H160ZM254 201V202H253ZM17 202V204H16ZM35 202V203H34ZM36 202L39 204H36ZM47 202V203H46ZM77 204H76V203ZM93 202V203H92ZM107 202V203H106ZM115 202V203H114ZM133 202V203H132ZM158 202V203H156ZM166 202V205H165ZM178 202V203H177ZM259 202V203H258ZM8 203V204H7ZM25 205H24V204ZM73 203V205H72ZM71 205L74 207H81L82 204H80L79 202L76 201V199H73ZM114 203V204H113ZM160 203V204H159ZM253 203V204H252ZM4 204V205H3ZM25 206H23V205ZM27 204V205H26ZM30 204V205H29ZM38 206V207H36ZM44 204L46 205L44 209L43 206ZM126 204V205H125ZM173 204V205H172ZM250 204V205H249ZM41 205V206H40ZM164 205V206H163ZM20 206L22 209H20ZM30 206V207H28ZM33 206V207H31ZM154 206V207H153ZM158 206V208L156 207ZM173 208H172V207ZM12 207V208H11ZM16 207V208H14ZM162 207V208H161ZM10 208V209H9ZM155 208V209H154ZM171 208V209H170ZM180 210L178 211L177 209ZM258 208V209H257ZM9 209V210H8ZM11 209H14L11 211ZM16 209V210H15ZM29 211H28V210ZM39 209V210H40ZM157 209V210H156ZM162 209V210H161ZM5 212H4V211ZM25 210V211H23ZM170 210V212L168 211ZM183 212H182V211ZM8 211V212H7ZM16 211V212H15ZM22 211V212H21ZM157 213H155V212ZM165 211V212H164ZM186 211V212H185ZM262 211V212H261ZM2 212V213H1ZM18 212V213H17ZM21 212V213H19ZM30 212V213H29ZM210 212V213H209ZM7 215H6V214ZM10 213H13L12 215ZM27 213V214H26ZM139 213V214H138ZM162 213V214H161ZM165 213V214H164ZM185 213V214H184ZM213 213L215 214V219L213 216ZM218 215H217V214ZM252 213V214H251ZM18 214V215H17ZM154 214V215H153ZM254 214V215H253ZM3 215V216H2ZM210 215V216H209ZM6 216V217H5ZM11 216V217H10ZM141 216V217H140ZM213 216V217H212ZM224 216V217H223ZM244 216V217H243ZM10 217V219H8ZM151 217V218H149ZM247 217V218H246ZM250 217V218H249ZM163 218V219H162ZM195 218V219H194ZM210 218H212V221ZM228 218V219H227ZM7 219V221H6ZM19 219V220H18ZM222 219V220H221ZM10 220V221H9ZM155 220V221H154ZM189 220V221H187ZM10 223H9V222ZM142 221V222H143ZM212 223L214 224L213 227L209 226V230L214 233L215 237H217V240H219V243L214 241V245L212 247H205L204 248V244L202 242L204 237V234L207 231V227L206 224L208 223ZM212 221V222H211ZM217 221V222H216ZM228 221V222H227ZM239 221V222H241ZM16 222V223H14ZM155 222V223H154ZM153 223V224H152ZM199 223V224H198ZM12 224V225H11ZM152 227H151V225ZM195 224V225H194ZM201 224V225H200ZM204 224V225H203ZM227 224V225H226ZM223 225V226H222ZM15 226V227H14ZM197 226V227H196ZM201 226H203V229L201 228ZM159 227V228H158ZM161 227V228H160ZM220 227V228H219ZM148 228V229H149ZM200 228V229H198ZM16 230V231H15ZM201 230V232H200ZM14 231V232H13ZM156 231V233H155ZM199 232V234H198ZM10 233V234H9ZM185 231H180V235L182 237H186L187 235L184 234ZM195 233V234H194ZM183 234V235H182ZM10 235V236H9ZM14 235V236H13ZM17 235V236H15ZM133 238L136 237V234H133ZM195 235V236H194ZM198 235V236H197ZM203 235V236H202ZM260 238L261 239V243L258 245L257 243H255V239L256 238ZM4 238V239H3ZM9 238V239H8ZM183 238V239H184ZM222 238V239H221ZM197 239V240H196ZM42 240V241H41ZM201 240V241H200ZM252 240V241H251ZM26 241V242H25ZM32 241V244H31ZM37 241V242H36ZM204 241V240H203ZM24 244H23V243ZM20 243V244H19ZM223 245H222V244ZM29 244V245H28ZM43 244V246H42ZM68 242L65 241L64 243V252L67 254L69 253L68 251V247H67ZM199 244V245H198ZM219 244V245H216ZM19 245V246H18ZM32 245V247H31ZM222 245V246H221ZM35 246V247H34ZM202 246V247H201ZM244 246V247H243ZM39 247V248H38ZM67 247V248H66ZM198 247V248H197ZM229 249H226L228 248ZM232 249H231V248ZM246 247V249H245ZM31 250H30V249ZM49 248V249H48ZM105 248V247H104ZM212 250H210V249ZM235 248V249H234ZM239 248V249H237ZM29 249V250H26ZM47 249V250H46ZM202 249V250H201ZM44 250V251H43ZM206 250V251H205ZM220 250V251H219ZM236 250V251H235ZM47 251V252H46ZM104 251H107V248L104 249ZM162 251V252H161ZM227 251V252H226ZM232 251V252H231ZM249 251L250 253L246 252ZM26 252V253H25ZM205 252V253H204ZM212 252V254L210 253ZM219 252V253H218ZM256 252V253H255ZM24 253V254H23ZM64 253V254H65ZM217 253V254H216ZM234 253V254H233ZM246 253V254H245ZM36 254V256H35ZM50 254V255H49ZM163 254V255H161ZM198 254V255H197ZM204 254V255H203ZM207 254V255H206ZM229 254V255H228ZM17 255V256H16ZM52 255V256H51ZM160 255L162 256V258H164V260L160 257ZM167 255V256H166ZM208 255L212 256V257H208ZM241 255V256H240ZM253 257H252V256ZM34 256V257H33ZM57 256V257H56ZM194 256H197L196 259ZM220 257L219 259L217 258V260L215 259ZM239 256V257H238ZM2 257V258H1ZM11 257V258H10ZM18 257V258H17ZM20 257V259H19ZM52 259H51V258ZM180 257V258H179ZM208 259H207V258ZM214 257V258H213ZM260 257V258H259ZM9 258V259H8ZM14 258V259H13ZM57 258V259H55ZM176 258V259H175ZM194 258V262L193 259ZM198 258V259H197ZM201 258V259H200ZM211 258V260H209ZM224 258V259H223ZM19 259V260H18ZM180 259V261H179ZM190 259V260H189ZM207 259V260H206ZM212 259H214L212 261ZM232 259V260H231ZM241 259V260H240ZM5 260V261H4ZM17 260V262L15 263V261ZM33 260V261H32ZM53 260V261H52ZM162 260V262H161ZM189 260V261H188ZM192 260V261H191ZM216 260V261H215ZM219 260V261H218ZM229 260V262H228ZM231 260V261H230ZM237 260V262H236ZM262 260V261H261ZM4 261V262H2ZM10 261V262H9ZM19 261V262H18ZM27 261V262H26ZM51 261V262H50ZM160 261V262H159ZM172 261V262H171ZM177 261V262H176ZM201 261V263H200ZM203 261V262H202ZM211 261V262H210ZM218 261V262H217ZM8 262V263H7ZM14 262V263H12ZM29 262V263H28ZM128 263L126 264H134V261L129 260L127 261ZM159 262V263H158ZM168 262V263H167ZM176 262V263H175ZM210 262V263H209ZM224 262V263H223ZM245 262V263H244Z\"/></svg>", "mask_w": 264, "mask_h": 264}, {"label": "bare ground", "instance_id": "2", "mask_svg": "<svg viewBox=\"0 0 264 264\" xmlns=\"http://www.w3.org/2000/svg\"><path fill=\"white\" fill-rule=\"evenodd\" d=\"M1 1V0H0ZM43 2V0H40ZM39 1V2H40ZM47 2V0H44ZM58 1V0H57ZM66 1V0H65ZM69 1V0H68ZM81 1V0H79ZM96 1V0H95ZM135 1L138 3L137 7L132 6V2ZM151 0H102L101 4H107L106 8H105V13H103V17H105V32L102 35H95L93 38H91V40L89 39V42H86L84 44L88 46L85 47L88 51L89 49H95V54L93 53V55L91 57H89V60L91 61V59L95 62H98L100 60H103L106 64H111V66L116 65L117 62L119 63H126L127 61L129 62L131 60V56H134V54L138 53L137 52V48L141 46V42L144 40L145 41V37H147L146 35L148 34V26H149V18L147 16V12H145L144 7H146L148 4L147 2H150ZM158 1V0H157ZM198 1V0H197ZM235 1V0H234ZM264 0H257L256 4H253L254 6V10H257V3L262 2ZM36 2V1H35ZM32 3V4H35ZM54 2V0L52 1ZM59 2V1H58ZM64 2V1H63ZM71 2V0H70ZM73 2V1H72ZM163 2V1H162ZM165 2V1H164ZM184 0H171V8L174 10L176 9V11L178 12V23L177 24V28L178 31H172L170 33V35L168 36H164L165 38L162 39L161 42H163L164 46H181L183 44H191V52L195 53L197 51L203 52V57L202 60L199 61V63L195 64V63H190L187 68H185L184 70H178L174 73V80L178 81V84H183L185 83L186 87H185V95L184 96H191V98H193L196 93L198 91H202L203 92V98L204 101L201 104L203 107H205V111H206V116L208 118V121H210V123H219L218 121H220V113L221 111H216L214 107L215 105L213 104V102L210 100L209 97L211 96H218V97H223L224 94V89H226L228 86V80L230 79V77H232L233 79V74H235V70L233 69L234 65L236 63H233V60H230L228 57V54H222L223 56L220 55V51H218V37L221 36V38L223 37L224 39H226L228 42H231L232 44L235 42H238L242 46L246 45V40L242 39L241 40H237L234 37V32L233 31V27H232V20L228 17V13H229V9L230 6L229 5V0H205V7L203 9V12L201 13V15L203 16L202 18L199 17L197 19H192L193 16V10L192 12L189 10V6L186 9V5H183ZM202 2V1H201ZM204 2V1H203ZM254 3V1H252ZM38 3V2H37ZM79 3V2H78ZM199 3V2H198ZM197 3V4H198ZM244 3V1H243ZM241 3V4H243ZM263 3V2H262ZM58 4V3H57ZM64 3H62L61 5L63 6ZM99 4V3H98ZM165 4V3H164ZM196 4V5H197ZM261 4V3H260ZM42 5V4H41ZM44 5H46L44 3ZM49 5V2H48ZM69 5V4H68ZM76 3L73 4L70 8L73 9L75 7ZM156 5V4H155ZM189 5V3H188ZM202 5V4H201ZM244 5V4H243ZM262 5V4H261ZM43 6V5H42ZM79 6V5H78ZM152 6V4H151ZM236 6V5H235ZM49 7V6H48ZM52 7V6H51ZM61 7V6H59ZM95 10H97L98 13H102V11L100 12V9L97 5L93 6ZM102 7V6H101ZM150 7V6H147ZM160 7V6H159ZM191 7V6H190ZM241 7V6H240ZM28 3L26 0H5L0 2V54H2V52L6 51L8 48L6 42L7 41H11V44L15 41H28V45L32 44L33 47L37 44H39V48L37 49L36 52L28 54L26 51H22V53L19 55V57L17 58V60L15 59V61L13 63L10 64L8 71H5L4 73L0 74V108L5 109L6 110V114L5 115H0V135L4 136V137H8V138H14L15 141H17V143H21L24 147V149H28L29 151H39V152H45L50 154L53 159L56 160H60L63 162H67V164L69 163L70 165L73 164V162H75L74 160L77 159L82 153H83V147L86 144L91 143V145H93V147L98 145V151L96 154V151H93L91 153L89 152H85L84 155L82 156L81 159H83V162L85 163H89L90 164V169L89 171L91 173H96L99 172L98 168H97V162H94L93 160L95 159H103L106 156V151H105V145L108 143H111V140L113 137L111 133H116V132H120L122 128H120L119 126H123L122 123L125 120V117L123 115V113H119L116 114L115 112V116L113 119L109 120L107 122V126L108 129L107 131H110L108 134L104 128H103V123L101 122L97 112H96V102L95 100H92L93 102V110L90 109H85L83 111V109H78L76 108V112L79 114L80 116V124H79V130H80V136L81 133L83 135H85V142L81 143L79 140L78 142L80 143H76L73 144V141H75V135L73 136V133H71L72 135L69 137H63L64 134L61 139H50L48 134V131L50 128H47L45 130V126L44 125V132H38L36 131L35 127L32 126H38V125H42L45 123H49L47 122V117H56L58 110L60 109L61 106L63 105H75L74 103V96L75 94H77V92L79 93V91L75 92L76 90L80 89V91L82 90V93L84 94H89L88 90L89 88L93 86V83H95V81L98 80V76L93 75L92 77V81L91 83H87L86 82V76L84 75H80L78 76L75 70L74 66V62L76 61L77 58L80 59L79 56L73 55L72 58H70L69 60L67 59V57L69 55H71V49L72 47L70 46V44H68L66 51L63 53L64 56L61 58V55L58 50V46L60 44V42L63 40V38H65L67 40V36L63 35L62 37H59L58 39H56V41H51L48 44H44V39L47 37L48 33L52 30L51 28H46V26L44 27L42 24L41 25H36L34 26V24L31 26H28L27 24H22V26H20L19 23L22 22V20L24 19V17H27L26 15H28ZM33 8V7H32ZM39 8V7H38ZM50 8V7H49ZM61 8H64L61 7ZM66 8V7H65ZM64 8V9H65ZM69 8V9H70ZM162 8V7H161ZM160 8V9H161ZM170 8V9H171ZM195 8V7H194ZM54 9V8H53ZM75 9V8H74ZM167 9V8H166ZM196 9V8H195ZM236 9V8H235ZM239 9V8H237ZM246 9V8H245ZM248 9V8H247ZM50 10V9H49ZM163 10V9H162ZM251 10V9H250ZM262 10V9H261ZM157 11V10H156ZM239 11V10H238ZM263 11V10H262ZM192 14H191V13ZM247 12V11H246ZM250 12V11H249ZM39 13V12H38ZM70 13V12H69ZM72 13V12H71ZM86 13V12H85ZM149 13V12H148ZM152 13V12H150ZM197 13V12H196ZM199 13V11H198ZM211 13H213L211 15ZM238 13V12H237ZM264 13V12H263ZM33 14V12L31 13ZM36 14V13H35ZM41 14V13H40ZM62 14V12L60 13ZM168 14V13H167ZM173 14V13H171ZM234 14V13H233ZM236 14V13H235ZM88 15V13L86 14V16ZM99 15V14H98ZM155 15V14H154ZM200 15V14H199ZM237 15V14H236ZM30 16V15H29ZM40 16V15H39ZM152 16V15H151ZM232 16V15H231ZM259 16V15H258ZM35 17L32 15V18ZM41 17V16H40ZM63 17V16H61ZM92 17V16H90ZM89 17V18H90ZM94 17V15H93ZM194 17V16H193ZM234 17V16H233ZM253 17V16H252ZM28 18V17H27ZM26 18V19H27ZM36 18V17H35ZM34 18V19H35ZM58 18V17H55ZM60 18V17H59ZM66 18V16H65ZM160 18V17H159ZM39 19H42L39 18ZM68 19V18H67ZM75 19V17L73 18ZM72 19V20H73ZM77 19V18H76ZM156 19V18H155ZM163 19V18H161ZM177 19V18H176ZM245 19V18H243ZM252 19V18H251ZM53 20V19H52ZM51 20V21H52ZM57 20V19H56ZM64 19L60 20L63 21ZM71 20V19H70ZM154 20V19H153ZM234 20V19H233ZM264 20V19H262ZM261 20V21H262ZM36 21V20H35ZM59 21V20H58ZM87 21V20H86ZM85 21V22H86ZM94 21V20H92ZM253 21V20H252ZM30 22V20H29ZM28 22V23H29ZM32 22V21H31ZM39 22V21H38ZM65 22V21H64ZM77 22V20H76ZM95 22V21H94ZM97 22V21H96ZM100 22V21H99ZM43 23V22H42ZM49 23V22H48ZM52 23V22H51ZM72 23V22H71ZM92 23V22H91ZM98 23V22H97ZM240 23V22H239ZM30 24V23H29ZM40 24V23H39ZM61 24V23H60ZM68 24V23H67ZM165 24V23H164ZM171 24V23H170ZM262 24V23H261ZM45 25V24H44ZM51 25V24H50ZM58 26V24H56ZM86 25V24H85ZM96 25V23H95ZM163 25V24H161ZM167 25V24H166ZM175 25V24H174ZM239 25V24H238ZM241 25V24H240ZM54 26V25H53ZM69 25H67L68 28ZM72 26V25H71ZM165 26V25H164ZM261 26V25H259ZM74 27V26H73ZM88 27V26H87ZM100 27V26H99ZM170 27V26H169ZM236 27V26H235ZM234 27V28H235ZM9 28L12 30L14 29V33L12 35V33H10L12 35V39L9 40V36L10 34H8L9 32ZM76 28V27H75ZM152 28V27H151ZM156 28V27H155ZM162 28V26H161ZM242 28V27H241ZM240 28V30H241ZM8 29V31H7ZM56 29V27H55ZM87 29V28H86ZM94 29V28H93ZM96 29V28H95ZM148 29V30H147ZM153 29V28H152ZM170 29V28H169ZM239 29V27L237 28ZM236 29V30H237ZM252 29V28H251ZM260 29V28H259ZM164 30V29H163ZM176 30V29H175ZM239 30V31H240ZM254 30V29H253ZM257 30V29H256ZM157 31V30H156ZM160 31V30H159ZM150 32V30H149ZM154 32V31H153ZM193 33V36L191 38H188V35L183 36L182 33ZM256 32V31H254ZM264 32V31H263ZM55 33V32H54ZM70 33V32H69ZM187 33V34H188ZM78 34V33H77ZM81 34V33H80ZM84 34V33H83ZM161 34V33H160ZM237 34V33H236ZM248 34V32H247ZM250 35V34H249ZM253 35V34H252ZM256 36V34H254ZM51 36V35H50ZM89 36V35H88ZM53 37V36H52ZM51 37V38H52ZM74 37V36H73ZM244 37V36H243ZM89 38V37H88ZM161 38V37H160ZM246 38V37H245ZM264 40V34L261 37ZM84 39V38H83ZM251 39V38H250ZM49 40V39H48ZM72 40V39H71ZM86 40V39H85ZM150 40V39H149ZM151 40L152 37H151ZM262 40V39H261ZM74 41V40H73ZM160 41V40H159ZM221 41V40H220ZM248 41V40H247ZM252 41V40H251ZM65 42V41H64ZM84 42V41H83ZM150 42V41H149ZM257 41L255 40V43ZM259 42V41H258ZM21 43V42H20ZM46 43V42H45ZM67 43V42H66ZM223 43V42H222ZM144 44V43H142ZM156 44V43H154ZM162 44V45H163ZM187 44V45H188ZM228 44V43H227ZM226 44V45H227ZM14 45V44H13ZM62 45V44H61ZM66 44H64L65 46ZM223 45V44H222ZM237 45V43L235 44ZM253 45V44H252ZM10 46V45H9ZM94 46V47H93ZM127 48L128 50H126V52L124 51V53H126V55H124L121 52V48L122 47ZM160 46V45H159ZM13 47V46H12ZM11 47V48H12ZM102 48V51L100 52V54H98L97 49L98 48ZM147 47V46H146ZM231 47V46H230ZM238 47V46H236ZM235 47V48H236ZM258 47V46H257ZM26 48V47H25ZM60 48V47H59ZM153 48V47H152ZM156 48V46H155ZM167 48V47H165ZM190 48V46H189ZM234 48V47H233ZM232 48V49H233ZM239 48V47H238ZM240 48V50H241ZM245 48V47H244ZM243 48V50H244ZM259 48V47H258ZM262 48V47H260ZM77 49V48H76ZM143 49V48H142ZM162 49V48H161ZM170 49V48H169ZM175 49V48H173ZM226 49V48H225ZM228 49V48H227ZM252 49V48H251ZM263 49V48H262ZM261 49V50H262ZM147 50V49H146ZM151 50V49H150ZM179 50V49H178ZM181 50V49H180ZM222 50V49H221ZM255 50V49H254ZM16 51V50H13ZM73 51V50H72ZM152 51V50H151ZM183 51V50H182ZM186 51V50H184ZM225 51V50H223ZM222 51V52H223ZM246 51V50H245ZM248 51V50H247ZM12 52V51H11ZM33 52V51H32ZM145 52V51H144ZM172 52H174L172 50ZM189 52V51H188ZM228 52V51H227ZM230 52V51H229ZM249 52V51H248ZM7 53V52H6ZM82 53V52H81ZM167 53V52H166ZM170 53V52H169ZM168 53V54H169ZM182 53V52H181ZM191 53V54H192ZM225 53V52H224ZM250 53H252L250 51ZM18 54V53H16ZM73 54V53H72ZM75 54V53H74ZM139 54V53H138ZM144 54V53H143ZM152 54V53H151ZM163 54V53H162ZM85 55V54H84ZM161 55V54H160ZM181 55V54H180ZM183 55V54H182ZM245 55V54H244ZM247 55V54H246ZM260 55V54H259ZM262 55V54H261ZM260 55V56H261ZM16 56V55H15ZM89 56V55H88ZM87 56V57H88ZM177 56V55H176ZM231 56H233L231 54ZM264 56V55H263ZM4 57V56H3ZM10 57V56H9ZM82 57V56H81ZM170 57V56H169ZM174 57V56H173ZM186 57V56H185ZM193 57V56H192ZM200 57V56H198ZM242 57V56H241ZM249 57V56H248ZM85 57H83L84 59ZM117 58H119L117 60ZM144 58V57H143ZM159 59V56L156 57ZM1 59V58H0ZM88 59V58H87ZM152 59V58H151ZM179 59V58H178ZM196 59V58H195ZM199 59V58H198ZM234 59V58H233ZM237 59V58H236ZM174 60V59H173ZM190 60V59H189ZM145 61V60H144ZM238 61V60H237ZM6 63H8L7 61H5ZM10 62V61H9ZM89 62V61H88ZM88 62L84 65L83 62V68H85V66L88 64ZM135 62V60L133 61ZM143 62V61H142ZM188 62V61H187ZM190 62V61H189ZM3 63V62H2ZM102 63V62H101ZM158 63V62H157ZM259 63V62H258ZM261 63V62H260ZM99 64V63H98ZM152 64V63H151ZM167 64V63H166ZM170 64V62H169ZM173 64V63H172ZM134 65V64H133ZM176 65V64H175ZM253 65V64H252ZM257 65V64H256ZM2 66V65H1ZM59 66V67H66V69L68 67L70 68V72L68 75H66L65 77H60V83L63 84L62 86V94L64 95V99H62V101H57L55 102H51L49 100V95L50 93H52L48 87V79H50V82L55 80L54 76V72H55V68ZM80 66V65H79ZM78 66V67H79ZM158 66V65H157ZM167 66V65H166ZM165 66V67H166ZM179 66V64H178ZM177 66V67H178ZM237 66V64L235 65ZM81 67V66H80ZM97 67V65H96ZM121 67V66H120ZM146 67V66H145ZM168 67V66H167ZM263 67V66H262ZM5 68V67H4ZM4 68H2L1 70H4ZM133 68V67H132ZM57 69V68H56ZM61 69V68H60ZM63 69V68H62ZM91 69V67H90ZM89 69V70H90ZM124 69V68H123ZM127 69V68H126ZM262 69V68H261ZM68 70V69H67ZM92 70V69H91ZM132 70V69H131ZM246 70H249V68H246ZM63 71V70H62ZM111 71V70H110ZM130 71V70H129ZM260 71V69H259ZM59 72V71H58ZM122 72V71H121ZM133 71L129 72V75L132 73ZM146 72V71H145ZM56 73V72H55ZM67 73V72H66ZM92 73V72H91ZM108 73V72H107ZM110 73V72H109ZM134 73V72H133ZM132 73V74H133ZM170 73V72H169ZM237 73V72H236ZM241 73V72H240ZM135 74L137 75V73L135 72ZM134 74V75H135ZM149 74V73H148ZM64 75V74H63ZM167 75V74H166ZM251 75V74H250ZM136 77V76H135ZM241 80L244 82L246 77L245 76H240ZM251 77V76H250ZM255 77H257L255 75ZM264 77V76H263ZM89 78V77H88ZM112 78V77H111ZM129 78V77H128ZM131 78H134L131 77ZM172 78V76H171ZM237 78V77H236ZM261 78V77H260ZM259 78V79H260ZM142 79V78H141ZM144 79V78H143ZM231 79V80H232ZM238 79V78H237ZM256 79V78H255ZM136 80V79H135ZM165 80V79H164ZM167 80V79H166ZM172 80V79H171ZM56 81V80H55ZM112 81V80H111ZM237 81V80H235ZM261 81V79H260ZM264 81V80H263ZM151 82V81H150ZM154 82V81H153ZM163 82V81H162ZM174 82V81H172ZM251 82V81H250ZM147 84V82H145ZM165 83V82H164ZM163 83V84H164ZM167 83V82H166ZM177 83V82H176ZM175 83V84H176ZM231 83V81H230ZM242 83V82H240ZM248 83V82H247ZM246 83V84H247ZM53 84V83H51ZM146 84H144L146 86ZM150 84V83H149ZM153 84V83H152ZM174 84V85H175ZM177 84V85H178ZM238 84V83H237ZM263 84V83H262ZM57 85V84H56ZM232 85V84H231ZM260 85V84H259ZM54 86V85H53ZM129 86V85H128ZM227 86V87H226ZM230 86V85H229ZM249 86V85H248ZM251 86V85H250ZM58 87V86H57ZM61 87V86H60ZM112 87V86H111ZM121 86H119L120 88ZM133 87V86H132ZM130 87V88H132ZM135 87V86H134ZM150 87V86H149ZM180 87V86H179ZM234 87V86H233ZM260 87V86H259ZM151 88V87H150ZM167 88V87H166ZM173 88V86H172ZM182 88V87H181ZM263 88V87H262ZM55 89V88H54ZM58 89V88H57ZM56 89V90H57ZM114 89V88H113ZM133 89V88H132ZM155 89V88H154ZM184 89V88H183ZM182 89V90H183ZM229 89V88H228ZM232 89V88H231ZM255 89V88H254ZM59 90V89H58ZM151 90V89H150ZM168 90V89H167ZM227 90V89H226ZM249 90V89H248ZM257 90V89H256ZM120 91V90H119ZM122 91V90H121ZM120 91V92H121ZM144 91V90H143ZM162 91V90H161ZM160 91V92H161ZM165 91V90H164ZM234 91V90H233ZM244 91V90H242ZM263 91V90H262ZM61 92V91H60ZM146 92V91H145ZM144 92V93H145ZM149 92V91H148ZM182 92V91H180ZM226 92V91H225ZM232 92V91H230ZM251 92V91H250ZM256 91H254L255 93ZM106 93H108L107 95H114L116 96L118 94V91H109L106 90ZM156 93V92H155ZM154 93V94H155ZM158 93V92H157ZM246 93V91H245ZM249 93V92H248ZM246 93V94H248ZM260 93V92H259ZM56 94H59V91L56 92ZM55 94V95H56ZM154 94H150L149 96V100L147 102L146 105H142L140 104V99H139V106L135 105V103H133L134 107H137V109L141 110V115H143L142 118L136 120V121H132L133 123L128 127L127 130H129L132 133L131 136V144L137 146V147H141L142 142L146 139L148 140H153L156 137V134L154 132V129L157 128H164L167 125L168 119L172 116V111L171 107L169 104L167 103H162L161 101H159V99L157 97L154 96ZM159 94V93H158ZM226 94V93H225ZM228 94V91H227ZM241 94V93H240ZM244 94V93H243ZM245 94V95H246ZM250 94H253L250 93ZM262 94V93H261ZM53 95V94H52ZM54 95V96H55ZM142 95V94H141ZM157 95V94H156ZM178 95V94H177ZM181 95V94H179ZM232 95V94H231ZM236 95V94H235ZM244 95V96H245ZM249 95V94H248ZM51 96V95H50ZM175 96V95H174ZM239 96V95H238ZM49 97V98H48ZM80 97V96H79ZM83 97V96H82ZM89 97V96H88ZM141 97V96H140ZM172 97V96H170ZM177 96H175L176 98ZM228 97V96H227ZM232 97V96H231ZM247 97V96H246ZM259 97V96H258ZM52 98V97H51ZM55 98V97H54ZM57 98V97H56ZM81 98V97H80ZM173 98V97H172ZM171 98V99H172ZM185 98V97H184ZM189 98V97H188ZM209 98V99H208ZM226 98V97H225ZM223 97V99H225ZM230 98V96H229ZM256 98V97H255ZM84 99V97H83ZM111 99V98H110ZM116 99V98H115ZM161 99V98H160ZM169 98H167L166 100H168ZM170 99V100H171ZM197 99V98H196ZM199 99V98H198ZM222 99V100H223ZM243 99V98H241ZM85 100V99H84ZM104 100V99H103ZM165 100V99H164ZM263 100V99H262ZM83 101V100H82ZM107 101V100H106ZM128 101V100H127ZM191 101V100H190ZM198 101V100H196ZM225 101V100H224ZM235 101V100H234ZM84 102V101H83ZM88 102V101H87ZM86 102V103H87ZM121 102V101H120ZM171 102V101H170ZM182 102V101H181ZM216 102V101H215ZM221 102V101H220ZM223 102V101H222ZM227 102V101H226ZM237 102V101H235ZM247 102V101H246ZM254 102V101H253ZM109 103V102H108ZM185 103V102H183ZM195 103V102H194ZM192 103V104H194ZM219 103V101L217 102ZM233 103V102H232ZM240 103V102H237ZM236 103V104H237ZM256 103V102H255ZM260 103V102H259ZM262 103V102H261ZM126 104V103H125ZM188 104V103H187ZM191 104V103H190ZM225 104V103H224ZM235 104V105H236ZM241 104V103H240ZM90 105V104H89ZM103 105V104H102ZM195 105V104H194ZM193 105V106H194ZM199 105V103H198ZM229 105V104H228ZM182 106V105H181ZM191 106V105H190ZM192 106V107H193ZM217 106H219L217 104ZM226 106V105H225ZM251 106V105H250ZM256 106V104H255ZM71 107V106H70ZM77 107V106H76ZM109 107V106H108ZM125 107V106H124ZM188 107V106H187ZM220 107V106H219ZM227 107V106H226ZM254 107V106H253ZM262 107V105H261ZM63 108V107H62ZM102 108V107H101ZM174 108V107H173ZM200 109V107H197ZM195 106L194 108H192L194 111L198 110ZM202 108V107H201ZM70 109V108H69ZM116 109V108H115ZM136 109V108H135ZM178 109V108H177ZM176 109V110H177ZM181 109V108H180ZM227 109V108H225ZM230 109V107L228 108ZM231 109L232 106H231ZM240 109V108H239ZM249 109V107L247 108ZM257 109V108H256ZM62 110V109H61ZM111 110V109H109ZM264 110V109H263ZM118 111V110H117ZM202 111V109H201ZM227 111V110H226ZM225 111V112H226ZM2 112V111H1ZM62 112V111H61ZM102 112V111H101ZM130 112V110H129ZM129 112H127L129 114ZM180 112V111H179ZM203 112V111H202ZM224 110L222 111L223 114ZM229 112V111H228ZM76 113V115H77ZM108 113V112H107ZM126 113V112H125ZM178 113V112H176ZM184 113V111L182 112ZM195 113V112H194ZM198 113V112H197ZM215 113H217V115L215 116ZM227 113V112H226ZM100 114V112H99ZM228 114V113H227ZM230 114V113H229ZM59 115V114H58ZM103 115V114H102ZM111 115V113H110ZM118 115V116H117ZM140 115V116H141ZM197 115V114H196ZM214 115V117H213ZM232 114H230L231 116ZM251 115V114H250ZM254 115V114H253ZM263 115V114H262ZM175 116V115H174ZM204 116V115H203ZM227 116V115H226ZM229 116V115H228ZM227 116V117H228ZM252 116V115H251ZM255 116V115H254ZM169 117V118H168ZM216 117V119H214ZM223 117V116H222ZM65 118V117H64ZM105 118V116H104ZM132 118V117H131ZM178 118V117H176ZM185 118V117H184ZM189 118V117H188ZM205 118V117H204ZM224 118V117H223ZM250 118V117H249ZM51 119V118H50ZM134 119V118H132ZM190 119V118H189ZM203 119V118H202ZM243 119V118H242ZM252 119V117H251ZM256 119V118H255ZM12 120L14 121H19V122H23V123H27L32 125L31 128L28 130L26 129H22V128H15L13 127L9 121L11 122ZM55 120V119H54ZM59 120V119H58ZM127 120V119H126ZM178 120H180L178 118ZM188 120V119H187ZM207 120V119H206ZM247 120V119H246ZM261 120V119H260ZM62 121V120H61ZM144 121V122H142ZM147 121V123H145ZM204 121V119H203ZM228 121V120H227ZM240 121V120H238ZM255 121V120H254ZM253 121V122H254ZM52 122V121H51ZM57 122V120H56ZM63 122V121H62ZM66 123V121H64ZM70 122V121H69ZM73 122V121H72ZM127 122V121H126ZM180 122V121H179ZM178 121L176 122L177 124L179 123ZM229 122V121H228ZM245 122V121H242ZM261 122V121H260ZM54 123V122H53ZM129 123V122H128ZM128 123H126L127 125H129ZM170 123V122H169ZM172 123V121H171ZM188 123V121H187ZM200 123V122H199ZM239 123V122H238ZM59 124L61 125L60 121ZM173 124V123H172ZM171 124V125H172ZM176 124V125H177ZM191 124V122H190ZM234 125L236 124V122L233 123ZM232 124V125H233ZM257 124V123H256ZM48 125V124H47ZM69 125V124H68ZM126 125V126H127ZM218 126L220 125L217 124ZM229 125V124H228ZM258 125V124H257ZM260 125V124H259ZM264 125V124H262ZM20 126V125H19ZM23 126V125H21ZM26 126V125H25ZM51 126V125H50ZM144 126L146 127V129L149 131V128L153 129L151 132H149L147 135L142 134V129L144 128ZM173 126V125H172ZM179 126V124H178ZM178 126H176L177 128H179ZM183 125H180V127ZM217 126V127H218ZM236 126V125H235ZM252 124L250 123H245L242 126L239 127V129L243 132H247L251 130ZM17 127V126H16ZM29 127V126H28ZM39 127V126H38ZM37 127V128H38ZM66 127V126H65ZM106 127V128H107ZM124 127V126H123ZM175 127V125L173 126ZM188 127V126H187ZM186 127V128H187ZM67 128V127H66ZM66 128L64 129V131H66ZM105 128V129H106ZM171 128V127H170ZM185 128V126H184ZM183 128V129H184ZM185 128V131H186ZM193 128V127H192ZM196 128V127H195ZM194 128V129H195ZM232 128V127H230ZM260 128V127H259ZM40 129V128H39ZM55 129L56 125H55ZM53 129V130H55ZM60 129V128H59ZM69 129V128H67ZM180 129V128H179ZM198 129V128H197ZM196 129V130H197ZM211 129V127H210ZM225 129V128H224ZM223 129V130H224ZM228 129V128H227ZM62 130V128H61ZM124 130V128L122 129ZM171 130V129H169ZM178 130V129H177ZM182 130V129H180ZM212 130V129H211ZM69 131V130H68ZM78 131V130H76ZM128 131V132H129ZM156 131V130H155ZM158 131V130H157ZM219 131V130H218ZM217 131V132H218ZM52 132V131H51ZM50 132V133H51ZM59 133L62 131H58ZM67 132V131H66ZM74 132V131H73ZM79 132V131H78ZM125 132V131H124ZM129 132V133H130ZM170 132V131H169ZM175 132V131H174ZM177 132V131H176ZM212 132V131H211ZM214 132V133H217ZM123 133V132H122ZM186 133V132H185ZM189 133V132H187ZM193 133H195V130L193 131ZM192 133V134H193ZM58 134V133H56ZM69 134V133H68ZM76 134V133H75ZM161 134V133H160ZM165 134V133H164ZM167 134V133H166ZM165 134V135H166ZM168 133V136H170ZM203 134V133H202ZM222 134V132H221ZM117 135V134H116ZM127 135V137H128ZM163 135V133H162ZM173 135V134H172ZM176 135V134H175ZM182 135V134H181ZM210 135V134H209ZM207 134V136H209ZM216 135V134H215ZM220 135V134H219ZM231 135V134H230ZM233 135V134H232ZM235 135V134H234ZM61 136V134L59 135ZM57 135L58 138L59 137ZM68 136V135H67ZM115 136V135H114ZM125 136V135H124ZM129 136V137H130ZM184 136V135H183ZM195 136V135H194ZM205 136V135H204ZM205 136V137H207ZM218 136V135H217ZM258 136V135H257ZM78 137V136H77ZM159 137V136H158ZM157 137V138H158ZM165 137V136H164ZM174 137V136H173ZM180 137V136H179ZM189 137V136H188ZM240 136H238L237 138H239ZM242 137V136H241ZM1 138V137H0ZM3 138V137H2ZM80 138V137H79ZM117 138V137H116ZM119 138V137H118ZM126 138V136H125ZM167 138V136H166ZM181 138V137H180ZM178 138V139H180ZM262 138V137H261ZM81 139V138H80ZM84 139V138H83ZM165 139V138H163ZM174 139V138H173ZM186 139V138H185ZM188 139V138H187ZM192 139V138H191ZM196 139V138H195ZM200 139V137L198 138ZM206 139V138H205ZM204 139V140H205ZM211 139V138H210ZM221 139V138H220ZM243 139V138H241ZM114 140V138H113ZM112 140V141H113ZM166 140V139H165ZM194 140V139H192ZM14 141V143H15ZM83 141V140H82ZM162 141V140H161ZM196 141V140H194ZM227 141V140H226ZM5 142H7V140H5ZM13 142V140H12ZM115 142V141H114ZM123 141H121L122 144ZM129 142V141H128ZM158 142H160L158 140ZM165 142V141H164ZM178 142V141H177ZM181 142V139L180 141ZM191 142V141H190ZM202 142V141H201ZM214 142V141H213ZM249 142V141H248ZM8 143V142H7ZM10 143V142H9ZM13 143V144H14ZM120 143V142H119ZM126 143V142H125ZM144 143V142H143ZM151 143V142H150ZM149 145L150 147L154 146V145ZM168 143V142H167ZM174 143V141H173ZM171 143V144H173ZM183 143V142H182ZM186 143V141L184 142V144ZM198 143V142H197ZM203 143V142H202ZM223 143V142H221ZM12 144V143H11ZM12 144V145H13ZM20 144V145H21ZM83 144V147H82ZM146 143H144L143 145L145 146ZM160 144V143H159ZM166 144V143H165ZM196 144V143H195ZM211 144V143H210ZM218 144V143H217ZM233 144V143H232ZM255 144V143H254ZM257 144V142H256ZM255 144V145H256ZM18 145V144H17ZM21 145V146H22ZM90 145V146H91ZM127 145V143H126ZM155 145H158L155 144ZM186 145V144H185ZM189 146V144H187ZM215 145V144H213ZM241 145V144H240ZM6 146V145H5ZM9 146V145H8ZM15 146V144L13 145ZM20 146V147H21ZM89 146V147H90ZM107 146V145H106ZM130 146V145H129ZM128 146V147H129ZM160 146V145H159ZM177 146V145H176ZM194 146V145H193ZM199 146V144H198ZM123 148L125 146H122ZM197 146H194V148ZM215 147V146H214ZM230 147V146H229ZM240 147V146H239ZM5 149V147H3ZM8 148V147H7ZM6 148V149H7ZM14 148V147H13ZM127 148V147H126ZM125 148V149H126ZM130 148V147H129ZM176 148V147H175ZM11 149V148H9ZM8 149V150H9ZM16 149V148H15ZM21 149V148H20ZM85 149V148H84ZM92 149V148H91ZM109 149V148H108ZM132 149V148H131ZM138 149V148H137ZM171 149V147H170ZM169 149V150H170ZM222 149V148H220ZM245 149V146H244ZM12 150V149H11ZM19 150V149H18ZM23 150V149H21ZM111 150V149H110ZM139 150V149H138ZM136 150V152L138 151ZM141 150V149H140ZM157 150V149H156ZM160 150V149H159ZM164 150V149H163ZM167 150V149H166ZM164 150V151H166ZM191 150V149H190ZM223 150V149H222ZM229 150V149H228ZM258 150V149H257ZM6 151V150H4ZM24 151V150H23ZM91 151V150H90ZM109 151V150H108ZM113 152V150H111ZM151 151V150H150ZM161 151V150H160ZM184 151V150H183ZM202 151V150H200ZM208 151V150H207ZM217 151V150H216ZM2 152V151H1ZM130 152V151H129ZM149 152V151H148ZM157 152V151H155ZM159 152V151H158ZM157 152V153H158ZM168 152V151H167ZM230 152V151H229ZM250 152V151H248ZM252 152V151H251ZM260 152V151H259ZM7 153V151H6ZM17 153V152H16ZM125 153V152H124ZM131 153V152H130ZM135 153V152H134ZM163 153V152H161ZM159 153V154H161ZM170 153V151H169ZM181 153V152H180ZM211 153V152H210ZM219 155V152H215ZM22 154V153H21ZM123 154V153H122ZM171 154V153H170ZM186 154V153H185ZM184 154V155H185ZM192 154V153H191ZM221 154V153H220ZM234 154V153H232ZM49 155V156H50ZM108 155V154H107ZM113 155V154H112ZM111 155V156H112ZM133 155V154H132ZM142 155V154H141ZM157 155V154H156ZM164 155V154H163ZM174 155V154H173ZM172 155V156H173ZM182 155V153H181ZM193 155V154H192ZM17 156V155H16ZM15 156V157H16ZM39 156V155H38ZM42 156V155H41ZM136 156V155H135ZM130 156V159H137L139 158L138 156L135 157ZM166 155H164L165 157ZM187 156V155H186ZM256 156V155H255ZM260 156V155H259ZM37 157V155L35 156ZM108 157V156H107ZM163 157V156H161ZM178 157V156H177ZM213 157V156H212ZM9 158V157H8ZM17 158V157H16ZM46 158V157H45ZM44 158V160H45ZM109 158H111L109 156ZM160 158V157H158ZM166 158V157H165ZM179 158V157H178ZM184 158V157H183ZM193 158V157H192ZM230 155L224 154V155H220V158L218 162L212 166V171L213 174L210 176H206V178H203L202 183L200 184H191L188 185L189 183L187 182V185L190 187L189 190V194L188 196H186L185 199H182L183 201L180 202L177 206L180 208H184L186 209V211H189L191 213H193L196 216V220H202L206 214V212L208 211L209 208H215V209H219V208H223L218 210L222 215L228 216V220H230L231 224H239V231H234L232 228L233 227H222L221 229L218 230L217 233H219V235H222L223 238L230 239V240H234L237 243H239L240 245H246L250 242V232H249V223H244L243 221H241V219L239 220V217H241L242 213H240L239 211H242V208H246L245 206L241 207L243 204L248 203L250 198H252L253 193H255L257 188L263 189L262 191H264V180H258L257 178L252 177L249 178V182L248 183H244V184H240L237 183V179L235 177V175L237 174H233L234 171H236V173L240 174L241 171L244 170V167L242 165V163H238L234 166L235 170L233 171V167H231L230 165ZM263 158V157H262ZM20 159V158H19ZM29 159H34L33 157H30ZM40 159V158H39ZM48 159V158H47ZM117 159V158H116ZM115 159V160H116ZM129 159V158H128ZM142 159V158H141ZM143 159L145 161V163L141 164V165H145L147 166L150 162L153 164L152 168H153V175L156 173H159L160 169L158 167V165L156 163L157 156L154 155V153H149V154H144L143 155ZM164 159V158H162ZM194 159L195 162H198L199 160H197L198 158L195 157L194 155ZM202 159V158H200ZM204 159V158H203ZM6 160V159H5ZM8 160V159H7ZM12 160V159H11ZM17 160V159H16ZM15 160V161H16ZM24 160V159H23ZM37 160V159H36ZM35 160V161H36ZM41 160V159H40ZM49 160V159H48ZM79 160V159H78ZM114 160V161H115ZM122 160V159H121ZM139 160V159H138ZM165 160V159H164ZM171 160V159H170ZM173 160H174V156H173ZM182 160V159H181ZM214 160V159H213ZM236 160V159H235ZM3 161V160H1ZM25 161V160H24ZM33 161V160H32ZM43 161V160H42ZM52 161V160H51ZM55 161V160H54ZM53 161V162H54ZM82 160H79V163ZM112 161V160H111ZM163 161V160H162ZM160 160V162H162ZM166 161V160H165ZM175 161V160H174ZM177 161V160H176ZM180 161V159H179ZM178 161V162H179ZM183 161V160H182ZM180 161V162H182ZM209 161V160H208ZM211 161V160H210ZM248 161V160H247ZM8 162V161H7ZM56 162V161H55ZM54 162V163H55ZM118 162V161H116ZM192 162V161H191ZM202 162V161H201ZM261 162V161H260ZM11 164V162H9ZM19 163V162H18ZM17 163V164H18ZM28 165L32 162H26ZM38 163V162H37ZM48 163V162H47ZM60 163V162H59ZM58 163V164H59ZM82 163V162H81ZM80 163V164H81ZM105 163V161H104ZM163 163V162H162ZM162 163H159L162 164ZM175 163V162H174ZM183 163V162H182ZM190 163V162H189ZM206 163V162H205ZM208 163V162H207ZM210 163V162H209ZM245 163V161H244ZM255 163V162H254ZM15 164V163H14ZM12 164V166L14 165ZM43 164V163H42ZM49 164V163H48ZM51 164V162H50ZM62 164V163H61ZM65 164V163H63ZM100 164V162L98 163ZM111 164V163H110ZM127 164V163H126ZM125 164V165H126ZM168 164V163H167ZM180 164V163H179ZM177 164V165H179ZM198 165V163H196ZM6 165V164H4ZM3 165V166H4ZM16 165V164H15ZM14 165V166H15ZM41 165V164H40ZM44 165V164H43ZM45 165L46 162H45ZM79 165V164H78ZM86 165V164H84ZM83 165V167H84ZM116 165V164H115ZM120 165V164H119ZM124 165V164H123ZM124 165V166H125ZM136 164H132V166L134 167ZM151 165V164H149ZM169 165V164H168ZM176 165V167H177ZM183 167V164H181ZM180 165V166H181ZM2 166V165H1ZM7 166V165H6ZM10 166V165H9ZM21 166V165H20ZM27 166V165H26ZM36 166V165H35ZM56 167H58L57 165H55ZM65 166V165H64ZM63 166V167H64ZM75 166V165H74ZM77 166V165H76ZM87 166V165H86ZM108 166V165H107ZM117 166V165H116ZM131 166V165H130ZM137 166V165H136ZM139 166V165H138ZM170 166V165H169ZM186 166V165H185ZM44 167V166H42ZM49 167V166H48ZM53 168V166H51ZM62 167V166H61ZM60 167V168H61ZM70 168V166H68ZM174 167V166H173ZM181 167V168H182ZM200 167V166H199ZM249 167V166H248ZM9 168V167H8ZM29 168V167H28ZM40 168V167H39ZM68 168V169H69ZM79 168V167H78ZM82 167H80L79 169L81 171H83V169H81ZM114 168V167H113ZM126 168V167H125ZM138 168V167H137ZM140 168V167H139ZM143 168V167H142ZM162 168V167H160ZM166 168V167H165ZM168 168V167H167ZM180 168V167H179ZM193 168V167H191ZM198 168V167H197ZM210 168V167H209ZM10 169V168H9ZM12 169V168H11ZM23 169V168H21ZM37 169V167H36ZM51 169V168H50ZM55 169V168H54ZM66 169V168H65ZM75 169V167H74ZM76 169V170H79ZM130 169V168H129ZM155 169V170H154ZM172 169V167L170 168ZM175 169V168H174ZM190 169V167H189ZM2 170V169H1ZM53 170V169H52ZM60 170V169H59ZM71 170V168H70ZM152 170V169H151ZM178 170V168H177ZM188 170V169H187ZM191 170V169H190ZM189 170V171H190ZM17 171V170H16ZM28 171V170H26ZM37 171V170H34ZM58 171V170H56ZM65 171V170H63ZM67 171V170H66ZM87 170H84V174H86ZM102 171V170H101ZM121 171V170H120ZM131 171V169H130ZM175 171V170H174ZM180 171V169L178 170ZM3 172V171H2ZM6 172V171H5ZM10 172V171H9ZM12 172V171H11ZM14 172V171H13ZM24 172V171H23ZM53 172V171H52ZM128 172V171H127ZM147 172V171H146ZM155 172V173H154ZM162 171H160L161 173ZM184 172V171H183ZM201 172V171H200ZM37 173V172H35ZM35 173H30L28 174L30 177H34L36 176ZM41 173L43 174V171H41ZM40 173V174H41ZM54 173V172H53ZM59 173V172H58ZM61 173V172H60ZM58 175H61V174ZM69 173H72L69 172ZM81 173V172H80ZM123 173V172H122ZM138 173V172H137ZM140 173V172H139ZM166 173H168L166 171ZM172 173V171H171ZM197 173V172H195ZM204 173V172H203ZM210 173V172H209ZM1 174V173H0ZM5 174V173H3ZM7 174V172H6ZM14 174H16L14 172ZM23 174V173H22ZM73 174V173H72ZM88 174V172H87ZM86 174V176H87ZM118 175H121L119 173H117ZM116 174V176H118ZM126 174V173H125ZM136 174V173H135ZM141 174V173H140ZM169 174V173H168ZM173 174V173H172ZM189 174V173H187ZM186 174V175H187ZM191 174V173H190ZM199 174V173H198ZM205 174V173H204ZM13 173L9 176H12ZM80 175V174H79ZM78 175V177H79ZM90 175V173L88 174ZM131 175V174H130ZM137 175V174H136ZM152 175V176H153ZM181 175V174H179ZM196 175V174H195ZM2 175H0L1 177ZM7 175H3V177ZM15 176V175H14ZM17 176V175H16ZM15 176V177H16ZM20 176V175H18ZM24 176V175H23ZM40 176V175H39ZM43 176V175H42ZM45 176V175H44ZM76 176V175H75ZM81 176V175H80ZM101 176V175H100ZM104 176V174H103ZM102 176V178H103ZM127 176V175H125ZM132 176V175H131ZM164 176V173H163ZM170 176V175H169ZM177 176V175H176ZM175 176V177H176ZM194 176V175H193ZM198 176V175H197ZM203 176V175H202ZM238 176V175H237ZM258 176V175H257ZM25 177V176H24ZM41 177V176H40ZM48 177V176H47ZM53 176H51L52 178ZM67 178V176H65ZM71 177V176H70ZM115 177V176H113ZM146 177V175L144 176ZM148 177V176H147ZM165 177V176H164ZM167 177V176H166ZM172 177V176H171ZM179 177V176H178ZM181 177V176H180ZM179 177V178H180ZM190 177V176H189ZM192 177V176H191ZM28 178V177H27ZM26 178V180H27ZM37 178V177H36ZM39 178V177H38ZM44 178V177H43ZM49 178V177H48ZM50 178V180H52ZM64 178V177H63ZM69 178V176H68ZM74 178V177H73ZM76 178V177H75ZM82 178H85L82 176ZM100 178V177H99ZM107 178V177H106ZM112 178V177H111ZM118 178V177H117ZM120 178V177H119ZM118 178V179H119ZM163 178V177H162ZM177 178V177H176ZM186 178V177H185ZM193 178V177H192ZM47 179V178H46ZM46 179L43 183H46ZM61 179V177H60ZM80 179V178H79ZM77 178V180H79ZM101 179V178H100ZM123 179V178H122ZM131 179V178H130ZM150 179V178H149ZM166 179V178H165ZM196 180V178H194ZM193 179V180H194ZM3 180V179H2ZM13 180V179H12ZM20 179H18L19 181ZM25 180V179H24ZM40 180V179H39ZM42 180V179H41ZM48 180V179H47ZM56 180V179H55ZM53 180V183L54 181ZM62 180V179H61ZM117 180V179H116ZM127 180V179H126ZM139 180V178H138ZM141 180V179H140ZM148 180V179H147ZM170 180V179H169ZM179 180V179H178ZM188 180V179H187ZM201 180V179H200ZM221 180L223 182L225 181H230L231 182H227L230 183V185H227L226 183V187L223 188L224 184H221ZM4 181V180H3ZM7 181V180H6ZM31 181H33L31 179ZM31 181L30 182L31 184ZM36 181V179H35ZM38 181V179H37ZM113 181V180H112ZM153 181V180H152ZM177 181V180H176ZM183 181V182H185ZM50 182V181H49ZM63 182V181H62ZM66 182V180H65ZM70 182V181H69ZM76 182V180H75ZM78 182V181H77ZM107 182V181H105ZM148 182V181H147ZM146 182V184H147ZM164 182V181H163ZM167 182V181H166ZM172 182V181H171ZM175 182V181H174ZM196 182V181H195ZM4 183V182H3ZM51 183V182H50ZM57 183V182H56ZM60 183V182H59ZM57 183V184H59ZM87 183V182H86ZM92 183V181H91ZM143 184H145V182L142 181ZM140 183V184H142ZM151 183V182H150ZM193 183V182H192ZM8 184V183H7ZM23 184V183H22ZM37 184V183H36ZM56 184V185H57ZM62 184V183H61ZM68 184V183H67ZM82 182L79 181L78 183L75 184H68L66 187H64L63 185V189H60L59 192V198H60V203L62 206L58 207L56 206L57 204L53 205L51 204L50 206H48L47 208H45V205L43 206L42 209H48L47 211L41 210L40 207H38L39 209H35L32 210L33 212L29 214L28 217H24V219L22 218V220L19 221L17 226V229L23 232V235L26 237V240H32L33 242L35 240H39L42 238H45L46 242L48 241L50 243V250L53 253H58L60 254L61 257H59V261L58 264H126L128 263L127 261L129 260H133L134 264H152L153 261L155 262L156 259L159 257L158 253L159 251L162 249L163 252L165 251L168 255H178L181 256L183 258L185 257H190L192 255H194V253L196 252V248L193 245V243L195 241H193L192 236H190L189 231L191 230L188 223L185 221V217L183 218L178 212H171L170 214L167 215V220H165L163 222V226L164 228H162V230L159 233H155L152 232L149 228V223L148 220L147 221H141V219L138 217L136 218L135 215V210L138 211L141 215H149L151 213V207L150 206V201L147 200H139L138 202H135L133 207H134V211H131L130 209L124 207V206H120V205H110V204H85V195L84 197L81 195V189L84 188L82 187ZM85 184V183H84ZM108 184V183H107ZM114 184V183H113ZM140 184H138L139 186H141ZM153 184V183H152ZM165 184V183H164ZM169 184V182H168ZM176 184V183H175ZM173 184V185H175ZM179 184V183H177ZM176 184V185H177ZM183 184V183H182ZM180 184L179 187L182 185ZM12 185V184H11ZM10 185V186H11ZM20 185V182H19ZM27 185V183H26ZM34 185V184H32ZM47 185V184H46ZM53 185V184H52ZM109 185V184H108ZM116 185V184H115ZM121 185V184H118ZM117 185V186H118ZM135 185V184H134ZM137 185V184H136ZM135 185V186H136ZM157 185V184H156ZM161 185V184H160ZM159 185V186H160ZM163 185V184H162ZM170 185V184H169ZM185 185V184H184ZM13 186V185H12ZM18 186V185H17ZM28 186V185H27ZM40 186L43 187V184H41ZM51 187V185H49ZM60 186V185H59ZM57 186V187H59ZM95 186V185H94ZM105 186V185H104ZM122 186V185H121ZM120 186V187H121ZM129 186V185H128ZM133 186V183H132ZM138 186V187H139ZM143 186V185H142ZM165 186V185H164ZM1 187V186H0ZM9 186H7L6 188H8ZM30 187V186H28ZM45 187V186H44ZM47 187V186H46ZM56 187V186H55ZM87 187V186H86ZM119 187V186H118ZM137 187V188H138ZM150 187V186H149ZM176 187V186H175ZM174 187V188H175ZM5 188V189H6ZM13 188V187H11ZM8 188V189H11ZM19 188V187H18ZM22 188V187H21ZM33 188V187H32ZM31 188V189H32ZM40 188V187H39ZM60 188V187H59ZM90 188V187H88ZM131 189V187H128ZM134 188V187H133ZM148 187H144V189H147ZM164 188V187H162ZM183 188V187H182ZM4 189V190H5ZM23 189V188H22ZM142 189V188H141ZM151 189V188H149ZM176 189V188H175ZM224 189V190H223ZM2 190V189H1ZM7 190V189H6ZM5 190V191H6ZM16 190V189H15ZM49 190V189H48ZM54 190V189H53ZM101 190V189H100ZM126 190V189H125ZM137 189H135L136 191ZM152 190V189H151ZM181 190V189H180ZM223 190V191H222ZM10 191V190H9ZM39 191V190H38ZM42 192V190H40ZM57 191V190H56ZM55 191V192H56ZM139 191V188H138ZM150 191V190H149ZM166 191V190H165ZM186 191V189H185ZM25 192V191H24ZM36 192V191H35ZM102 191H100L101 193ZM109 192V191H108ZM113 192V191H112ZM127 192V190H126ZM154 192V190H153ZM170 192V191H169ZM187 192V191H186ZM1 193V192H0ZM23 193V192H22ZM26 193V192H25ZM34 193V191H33ZM45 194L48 192H44ZM76 193V198L74 196H72V194ZM91 194H93L92 192H90ZM99 193V191H98ZM133 193V192H132ZM135 193V192H134ZM159 193V192H158ZM175 193V192H174ZM185 193V192H184ZM15 194V193H14ZM44 194V195H45ZM84 194V193H82ZM130 191H129V193ZM142 194V193H141ZM164 194V193H163ZM161 194V195H163ZM170 194H173V192H171ZM256 194V193H255ZM254 194V195H255ZM11 195V194H10ZM20 195V194H19ZM31 195V194H30ZM47 195V194H46ZM56 195L58 196V193H56ZM96 195V193L94 192V196ZM99 195V194H98ZM103 195V194H102ZM106 195V194H105ZM123 195V194H122ZM121 195V196H122ZM129 195V196H130ZM136 195V193H135ZM139 195V194H138ZM157 195V194H156ZM155 195V196H156ZM167 195V194H166ZM175 195V194H174ZM14 196V195H12ZM23 196V195H22ZM26 196V195H25ZM42 196V195H41ZM49 196V195H47ZM46 196V197H47ZM55 197V194L53 195ZM87 196V195H86ZM91 196V195H90ZM119 196V195H118ZM126 196V195H125ZM128 196V197H129ZM264 195H261V197ZM1 197V196H0ZM35 197V196H34ZM32 197V198H34ZM40 198V195L37 196ZM89 197V196H88ZM96 197V196H95ZM105 197V196H104ZM171 197V196H170ZM174 197V196H172ZM176 197V196H175ZM260 197V198H261ZM5 198V197H4ZM44 198V197H43ZM41 198V199H43ZM58 198V197H57ZM58 198V199H59ZM97 198V197H96ZM100 198V197H99ZM106 198V197H105ZM123 198V197H122ZM164 198V197H163ZM168 198V197H167ZM263 198V197H262ZM26 199V198H25ZM50 199V198H49ZM53 199V198H52ZM51 199V201H52ZM73 199H76L77 202H79L80 204H82L81 207H74L72 206L73 203ZM153 199V198H152ZM166 199V198H165ZM169 199V198H168ZM24 200V199H23ZM32 200V199H31ZM48 200V198H47ZM54 200V199H53ZM86 200H89L86 198ZM104 200V199H103ZM111 200V199H110ZM180 200V198H179ZM7 201V200H6ZM22 201V200H21ZM30 201V200H29ZM37 202H41L37 200H34ZM44 201V200H43ZM46 201V200H45ZM56 201V200H55ZM95 201V200H94ZM93 201V202H94ZM97 201V200H96ZM105 201V200H104ZM119 201V200H117ZM134 201V200H133ZM153 201V200H152ZM170 201V200H169ZM177 201V200H175ZM252 201V200H251ZM5 202V201H4ZM11 202V200L9 201ZM36 202V204H38ZM48 202V201H47ZM46 202V203H47ZM58 202V200H57ZM92 202V203H93ZM102 202V201H101ZM108 202V200H107ZM106 202V203H107ZM123 202V200H122ZM131 202V201H130ZM159 202V201H158ZM156 202V203H158ZM161 202V201H160ZM167 202V200H166ZM165 202V205H166ZM254 202V201H253ZM35 203V202H34ZM72 203V205H71ZM76 203V202H75ZM115 203V202H114ZM113 203V204H114ZM133 203V202H132ZM178 203V202H177ZM259 203V202H258ZM1 204V203H0ZM8 204V203H7ZM17 204V202H16ZM24 204V203H23ZM22 204V205H23ZM77 204V203H76ZM160 204V203H159ZM253 204V203H252ZM4 205V204H3ZM25 205V204H24ZM23 205V206H24ZM27 205V204H26ZM30 205V204H29ZM39 205V204H38ZM126 205V204H125ZM173 205V204H172ZM250 205V204H249ZM41 206V205H40ZM164 206V205H163ZM25 207V206H24ZM30 207V206H28ZM33 207V206H31ZM154 207V206H153ZM158 208V206H156ZM172 207V206H171ZM12 208V207H11ZM16 208V207H14ZM23 208V207H22ZM20 206V209H22ZM34 208V207H33ZM162 208V207H161ZM173 208V207H172ZM177 209L178 211L180 210ZM10 209V208H9ZM8 209V210H9ZM155 209V208H154ZM159 209V208H158ZM171 209V208H170ZM258 209V208H257ZM14 209H11V211ZM16 210V209H15ZM28 210V209H27ZM157 210V209H156ZM162 210V209H161ZM246 210V209H244ZM243 210V211H244ZM4 211V210H3ZM25 211V210H23ZM29 211V210H28ZM170 212V210H168ZM182 211V210H181ZM185 211V212H186ZM242 211V212H243ZM5 212V211H4ZM8 212V211H7ZM16 212V211H15ZM22 212V211H21ZM19 212V213H21ZM155 212V211H154ZM165 212V211H164ZM183 212V211H182ZM262 212V211H261ZM2 213V212H1ZM18 213V212H17ZM138 213V214H139ZM156 213V212H155ZM210 213V212H209ZM6 214V213H5ZM8 214V213H7ZM6 214V215H7ZM11 215L13 213H10ZM27 214V213H26ZM157 214V213H156ZM162 214V213H161ZM165 214V213H164ZM185 214V213H184ZM217 214V213H216ZM252 214V213H251ZM18 215V214H17ZM154 215V214H153ZM218 215V214H217ZM254 215V214H253ZM3 216V215H2ZM150 216V215H149ZM210 216V215H209ZM214 219H215V214L213 213ZM212 216V217H213ZM1 217V216H0ZM6 217V216H5ZM11 217V216H10ZM10 217L8 219H10ZM141 217V216H140ZM224 217V216H223ZM244 217V216H243ZM151 218V217H149ZM247 218V217H246ZM250 218V217H249ZM0 218V238L5 236L7 237L9 230L11 229L8 227V225L10 224H5L6 222L1 221ZM163 219V218H162ZM195 219V218H194ZM212 220V218H210ZM4 220V219H3ZM11 220V219H10ZM9 220V221H10ZM19 220V219H18ZM152 220V218H151ZM216 220V219H215ZM222 220V219H221ZM7 221V219H6ZM8 221V222H9ZM153 221V220H152ZM155 221V220H154ZM189 221V220H187ZM213 221V220H212ZM211 221V222H212ZM241 221V222H239ZM208 222V221H207ZM214 222V221H213ZM217 222V221H216ZM228 222V221H227ZM10 223V222H9ZM16 223V222H14ZM155 223V222H154ZM153 224V223H152ZM199 224V223H198ZM12 225V224H11ZM151 225V224H150ZM195 225V224H194ZM201 225V224H200ZM204 225V224H203ZM214 224L212 223H207L206 227H207V231L204 234V237L202 242H203V246L204 248L206 247H212L214 245V241L219 243V240H217V237H215L214 233H212L209 230V226L213 227ZM223 226V225H222ZM15 227V226H14ZM152 227V225H151ZM197 227V226H196ZM149 228V229H148ZM159 228V227H158ZM161 228V227H160ZM201 228L203 229V226H201ZM220 228V227H219ZM257 228L260 229L261 231H264V220H262L261 223L257 224ZM200 229V228H198ZM16 231V230H15ZM180 231H185L184 234H186L187 236L184 238L180 235ZM14 232V231H13ZM201 232V230H200ZM10 234V233H9ZM133 234H136V237L133 238ZM195 234V233H194ZM199 234V232H198ZM183 235V234H182ZM10 236V235H9ZM14 236V235H13ZM17 236V235H15ZM195 236V235H194ZM198 236V235H197ZM203 236V235H202ZM18 237V236H17ZM184 238V239H183ZM4 239V238H3ZM9 239V238H8ZM222 239V238H221ZM28 240V242H29ZM197 240V239H196ZM31 241V244H32ZM36 241V242H37ZM42 241V240H41ZM65 241L68 242L67 247H68V251L69 253H65L64 252V243ZM201 241V240H200ZM252 241V240H251ZM26 242V241H25ZM0 243L1 242L0 240ZM23 243V242H22ZM255 243H257L258 245L261 243V239L258 237L255 239ZM4 244V243H3ZM20 244V243H19ZM24 244V243H23ZM195 244V243H194ZM222 244V243H221ZM29 245V244H28ZM199 245V244H198ZM216 245V244H215ZM219 245V244H217ZM216 245V246H217ZM223 245V244H222ZM221 245V246H222ZM19 246V245H18ZM43 246V244H42ZM32 247V245H31ZM35 247V246H34ZM66 247V248H67ZM107 248V251H104L105 248ZM202 247V246H201ZM244 247V246H243ZM39 248V247H38ZM198 248V247H197ZM231 248V247H230ZM233 248V247H232ZM231 248V249H232ZM30 249V248H29ZM26 249V250H29ZM49 249V248H48ZM210 249V248H209ZM226 249H229L226 248ZM235 249V248H234ZM239 249V248H237ZM246 249V247H245ZM31 250V249H30ZM47 250V249H46ZM202 250V249H201ZM212 250V249H210ZM240 250V249H239ZM44 251V250H43ZM206 251V250H205ZM220 251V250H219ZM236 251V250H235ZM47 252V251H46ZM162 252V251H161ZM227 252V251H226ZM232 252V251H231ZM248 253H250L249 251H246ZM26 253V252H25ZM65 253V254H64ZM205 253V252H204ZM212 254V252H210ZM219 253V252H218ZM256 253V252H255ZM24 254V253H23ZM160 254V253H159ZM217 254V253H216ZM234 254V253H233ZM246 254V253H245ZM50 255V254H49ZM163 255V254H161ZM160 255V257L162 258V256ZM198 255V254H197ZM204 255V254H203ZM207 255V254H206ZM229 255V254H228ZM17 256V255H16ZM36 256V254H35ZM38 256L40 258H38V261H35L34 264H48V258L47 255L45 254H38ZM52 256V255H51ZM164 256V255H163ZM167 256V255H166ZM213 256V255H212ZM210 255H208V257H212ZM241 256V255H240ZM252 256V255H251ZM254 256V255H253ZM252 256V257H253ZM34 257V256H33ZM57 257V256H56ZM195 259L197 256H194ZM239 257V256H238ZM2 258V257H1ZM11 258V257H10ZM18 258V257H17ZM51 258V257H50ZM180 258V257H179ZM207 258V257H206ZM214 258V257H213ZM218 258V257H217ZM216 256L215 259L217 260ZM220 258V257H219ZM218 258V259H219ZM260 258V257H259ZM9 259V258H8ZM14 259V258H13ZM20 259V257H19ZM18 259V260H19ZM52 259V258H51ZM57 259V258H55ZM164 260V258H162ZM176 259V258H175ZM193 262H194V258ZM198 259V258H197ZM201 259V258H200ZM208 259V258H207ZM206 259V260H207ZM224 259V258H223ZM21 260V259H20ZM186 260V258L184 259ZM190 260V259H189ZM188 260V261H189ZM211 260V258L209 259ZM214 259H212L213 261ZM215 260V261H216ZM232 260V259H231ZM230 260V261H231ZM241 260V259H240ZM5 261V260H4ZM2 261V262H4ZM33 261V260H32ZM53 261V260H52ZM180 261V259H179ZM192 261V260H191ZM219 261V260H218ZM217 261V262H218ZM262 261V260H261ZM10 262V261H9ZM17 262V260L15 261V263ZM19 262V261H18ZM27 262V261H26ZM51 262V261H50ZM160 262V261H159ZM158 262V263H159ZM162 262V260H161ZM172 262V261H171ZM177 262V261H176ZM175 262V263H176ZM203 262V261H202ZM211 262V261H210ZM209 262V263H210ZM229 262V260H228ZM237 262V260H236ZM8 263V262H7ZM14 263V262H12ZM29 263V262H28ZM168 263V262H167ZM201 263V261H200ZM224 263V262H223ZM245 263V262H244ZM264 263V261H263ZM11 264V262H10ZM19 264V263H18ZM23 264V263H22ZM33 264V263H32ZM133 264V263H132ZM163 264V263H162ZM170 264V263H169ZM195 264V263H194ZM206 264V263H205ZM211 264H215L214 262H212ZM239 264V263H238ZM247 264V263H246ZM258 264V263H256Z\"/></svg>", "mask_w": 264, "mask_h": 264}]
</instances>
